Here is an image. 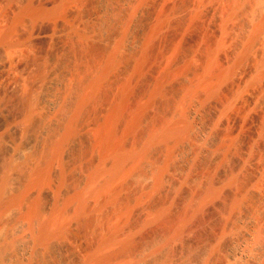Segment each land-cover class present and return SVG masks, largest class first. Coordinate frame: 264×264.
<instances>
[{
	"label": "rangeland",
	"instance_id": "rangeland-1",
	"mask_svg": "<svg viewBox=\"0 0 264 264\" xmlns=\"http://www.w3.org/2000/svg\"><path fill=\"white\" fill-rule=\"evenodd\" d=\"M28 1V2H27ZM43 1V2H42ZM72 1V2H71ZM86 1V2H85ZM107 1V2H106ZM129 1V2H128ZM0 0V106L5 120L18 127L16 136L31 142L41 164L51 172L48 185L25 186L26 168L16 172L11 189L20 188L27 198L40 194L43 203H59L67 210L66 237L55 236L59 259L66 264H248L243 260L264 261V35L251 42V26L264 11V0ZM233 1V2H232ZM239 1V2H238ZM8 2V3H7ZM40 2V3H39ZM17 20L22 9L41 10ZM78 2V3H77ZM84 4H83V3ZM105 2V3H104ZM110 2V3H109ZM17 3V4H16ZM22 3L25 5L23 6ZM30 5H29V4ZM54 3V5L52 4ZM56 3V4H55ZM121 3V4H120ZM126 3V4H125ZM132 3V4H131ZM251 5H250V4ZM255 3V4H254ZM28 4V5H27ZM39 4V5H38ZM59 4V5H58ZM65 4V5H64ZM81 4V5H80ZM94 4V5H93ZM222 4V5H221ZM22 5V6H21ZM43 5V6H42ZM61 5V6H60ZM102 5V7H101ZM108 5V6H107ZM113 5V6H112ZM140 5V6H139ZM143 5V6H142ZM190 5V6H189ZM228 5V6H227ZM233 5V6H232ZM260 5V6H259ZM4 6V7H3ZM37 6V7H35ZM40 6V7H39ZM100 6V7H99ZM138 7L135 9V7ZM183 6V7H182ZM189 6V7H188ZM217 6V7H216ZM250 6L252 8H250ZM257 6V8H256ZM23 7V8H22ZM54 7V8H53ZM108 7V8H107ZM115 7V8H113ZM118 7V8H117ZM145 7V8H144ZM195 7V8H194ZM210 7V8H209ZM213 7V9L211 8ZM224 7V8H223ZM245 7V8H243ZM249 7V8H248ZM254 7V8H253ZM7 8V9H6ZM18 8V9H17ZM105 8V9H104ZM141 8V10H140ZM183 8V9H182ZM200 8V9H199ZM219 8V9H218ZM233 8V9H231ZM241 8V9H240ZM263 8V9H262ZM10 9V10H9ZM54 9V10H53ZM190 9V10H189ZM196 9V10H194ZM199 9V10H198ZM212 11H210V10ZM216 9V10H215ZM230 9V10H228ZM250 9V10H249ZM18 10V11H17ZM21 10V11H20ZM57 10V12H56ZM79 10V11H77ZM111 10V11H110ZM134 10V12H133ZM189 10V11H188ZM192 10V11H191ZM202 10V12H201ZM218 10V11H217ZM226 10V11H224ZM238 10L240 12H238ZM262 10V11H261ZM5 11V12H4ZM12 11V12H11ZM54 11V12H53ZM63 11V12H62ZM67 11V12H66ZM82 11V12H81ZM117 11V12H116ZM122 11V12H121ZM125 13H124V12ZM8 12V13H7ZM102 12V13H101ZM133 12V13H132ZM219 12V13H218ZM259 12V14H258ZM6 13V14H5ZM74 13V14H73ZM80 13V14H79ZM86 13V14H85ZM94 13V14H93ZM127 13V14H126ZM192 15H191V14ZM212 13V14H211ZM222 13V14H221ZM12 14V15H11ZM44 14V15H43ZM50 14V16H49ZM53 14V15H52ZM110 14V15H109ZM116 14V15H115ZM125 14V15H124ZM194 14V15H193ZM221 14V15H219ZM229 16H228V15ZM234 14V15H233ZM56 15V16H55ZM73 15V16H72ZM94 15V16H91ZM124 15V16H123ZM135 15V16H134ZM190 15V16H189ZM225 15V16H224ZM4 16V17H3ZM28 16V17H27ZM32 16V18H31ZM41 16V17H40ZM62 16V17H60ZM67 16V18H66ZM79 16V17H76ZM87 16V17H86ZM98 16V17H97ZM116 16V17H115ZM197 16V17H196ZM250 16V17H249ZM10 17V18H9ZM14 19H12V18ZM57 17V18H56ZM65 17V18H64ZM70 20H69V18ZM192 17V18H191ZM219 17V18H218ZM229 17V19H228ZM231 17V18H230ZM236 17V18H235ZM245 17V18H244ZM247 17V18H246ZM256 17V18H255ZM9 18V19H8ZM44 18V19H43ZM53 18V19H52ZM83 18V19H82ZM85 18V19H84ZM94 18V19H93ZM104 18V19H102ZM118 18V19H117ZM195 18V19H194ZM242 18V19H241ZM252 18V19H251ZM254 18V19H253ZM28 19H31L28 20ZM36 19V20H35ZM60 19V20H59ZM63 19V20H62ZM68 19V20H67ZM87 19V20H86ZM101 19V21H100ZM116 19V20H115ZM163 22H162V20ZM191 19V21H190ZM224 19V20H223ZM236 19V20H235ZM240 19V20H238ZM251 19V21H250ZM2 20V21H1ZM6 20V21H5ZM28 20V22H27ZM34 20V21H33ZM59 20V21H58ZM86 20V21H85ZM105 20V21H104ZM188 22H187V21ZM194 20V21H193ZM217 20V22L215 21ZM228 20V21H227ZM234 22H233V21ZM4 21V22H3ZM10 21V22H9ZM42 21V22H39ZM69 21V23H68ZM72 21V22H71ZM81 21V22H80ZM85 21V22H84ZM90 23H89V22ZM94 21V22H93ZM115 21V22H114ZM118 21V22H117ZM135 21V22H134ZM222 21V22H221ZM13 22V23H12ZM27 22V23H26ZM39 22V23H38ZM62 22V23H60ZM74 22V23H73ZM79 22V23H78ZM84 22V24H83ZM87 22V23H86ZM92 22V23H91ZM117 22V23H116ZM120 22V23H119ZM183 22V23H182ZM220 22V23H219ZM253 22V23H252ZM5 23V24H4ZM15 23V24H14ZM32 23V24H31ZM37 23V24H36ZM60 23V25H59ZM104 23V24H103ZM132 23V24H131ZM188 23V24H187ZM190 23V24H189ZM229 23V24H228ZM231 23H234L230 25ZM236 23V24H235ZM252 23V24H251ZM4 24V26H3ZM21 24H23L21 26ZM99 26H98V25ZM108 26H107V25ZM131 24V25H130ZM159 24L161 28H159ZM224 27H223V25ZM17 25V26H16ZM33 25V26H32ZM35 25V26H34ZM83 25V26H82ZM88 25V26H87ZM95 25V27H94ZM102 25V26H101ZM125 27H124V26ZM134 25V26H133ZM158 25V26H157ZM229 25V26H227ZM242 25V26H241ZM250 25V26H249ZM60 26V27H59ZM62 26V27H61ZM121 26L123 28H121ZM155 26V27H154ZM158 28H157V27ZM218 26V27H217ZM246 26V27H245ZM15 27V28H14ZM17 27V28H16ZM34 27V29H31ZM48 27V28H46ZM71 27V28H70ZM84 27V28H83ZM89 27V28H87ZM127 27V28H126ZM248 27V28H247ZM6 28V29H5ZM9 28V29H8ZM20 28V29H19ZM30 30H29V29ZM58 28V29H57ZM83 28V29H82ZM101 28V29H100ZM107 28V29H106ZM120 28V29H119ZM129 28V29H128ZM152 28V29H151ZM225 28V30H224ZM232 28V29H231ZM5 29V30H4ZM17 29V30H16ZM23 29V30H22ZM40 29V30H39ZM51 29V30H50ZM58 31H57V30ZM75 29V30H74ZM80 29V30H79ZM89 29V30H87ZM94 29V30H93ZM127 36L125 35V31ZM135 29V30H134ZM153 29L157 32L153 33ZM222 29V32H220ZM239 29V30H238ZM245 29V30H244ZM249 29V30H247ZM26 30V31H25ZM35 30V31H34ZM42 30V31H41ZM50 30L45 39H35ZM55 30V31H54ZM67 30V31H66ZM72 30V31H71ZM82 30V31H81ZM93 30V31H92ZM97 30V31H96ZM130 30V31H129ZM152 30V31H151ZM235 30V31H234ZM237 30V31H236ZM7 31V32H6ZM11 31V32H10ZM20 31V32H19ZM30 31V32H28ZM32 31V32H31ZM63 31V32H62ZM75 31V33H74ZM96 31V32H95ZM101 31V32H100ZM129 31V33H128ZM224 31L226 33H224ZM249 31V32H248ZM4 32V34L2 33ZM35 32V33H34ZM88 32V33H87ZM91 32V33H90ZM124 32V34H123ZM152 32V33H151ZM238 32V33H237ZM28 33V34H26ZM67 33V34H65ZM73 33V34H72ZM83 33V34H81ZM104 33V34H103ZM112 33V34H111ZM132 33V34H131ZM150 33V34H149ZM223 33V34H222ZM246 33V34H245ZM34 34V36H33ZM54 34V35H53ZM63 34V35H62ZM69 34V36H67ZM102 34V35H101ZM153 34V35H152ZM245 36H244V35ZM30 35V37H29ZM79 35V36H78ZM99 35V36H98ZM107 35V37H106ZM131 37H130V36ZM145 35V36H144ZM148 35V36H147ZM151 35V36H150ZM232 35V36H231ZM243 35V36H242ZM19 36V38H18ZM32 36V37H31ZM56 36V37H55ZM81 36V37H80ZM86 36V39H85ZM103 36V37H102ZM111 36V37H109ZM119 38H117V37ZM122 36V37H121ZM126 36V37H125ZM231 36V37H230ZM263 36V37H261ZM6 37V38H5ZM13 37V38H12ZM16 37V39H15ZM28 37V38H27ZM35 37V38H34ZM54 37V38H53ZM66 37V38H65ZM74 37V38H73ZM76 37V38H75ZM84 37V38H83ZM89 37V38H88ZM100 37V38H99ZM146 37H150L149 39ZM233 37V39H232ZM4 38V40H3ZM50 40H49V39ZM64 38V39H63ZM102 38V39H101ZM107 38V39H106ZM109 38V39H108ZM231 38V39H229ZM2 39V40H1ZM23 39V40H22ZM33 39V40H32ZM54 39V40H53ZM72 39V40H71ZM89 39V40H88ZM121 39V41H120ZM130 39V40H129ZM145 39V40H144ZM220 39V40H219ZM235 39V41H234ZM18 40V41H17ZM22 40V41H21ZM46 40V41H45ZM75 40V41H74ZM124 40V41H123ZM149 40V41H148ZM217 40V41H216ZM225 40V41H224ZM233 40V41H232ZM250 40V41H249ZM27 41V42H26ZM31 41V42H30ZM49 41V42H47ZM74 41V42H73ZM81 41V42H80ZM86 41V43H85ZM104 41V42H103ZM113 41V42H112ZM123 41V42H122ZM141 41V42H140ZM143 41V42H142ZM224 41V42H223ZM237 41V42H236ZM242 41V42H241ZM256 41V42H255ZM12 42V43H11ZM26 42V44H24ZM79 42V43H78ZM84 42V43H82ZM119 42L121 44H119ZM127 42V43H126ZM144 42L146 44H144ZM212 42V43H211ZM245 42V43H244ZM250 42V43H249ZM77 43V44H76ZM118 43V44H117ZM244 43V44H243ZM250 45H247V44ZM253 43V44H252ZM256 43V44H254ZM4 44V45H3ZM12 44V45H11ZM18 44V45H17ZM59 44V45H58ZM61 44V45H60ZM80 44V45H79ZM83 44V45H82ZM114 44V45H113ZM144 44V45H143ZM220 44V45H219ZM223 44V45H221ZM225 44V45H224ZM235 44V45H234ZM239 44V45H238ZM3 45V46H2ZM7 45V46H6ZM112 45V46H111ZM117 45V46H116ZM238 47H237V46ZM246 45L248 47H246ZM5 46V47H4ZM15 46V48L13 47ZM19 46L21 48H19ZM63 46V47H62ZM108 46V47H107ZM115 46L117 47L115 49ZM120 46V47H119ZM152 46V47H151ZM261 46V48H260ZM9 47V49L7 48ZM111 47V48H110ZM134 47V48H133ZM147 49H146V48ZM252 49H251V48ZM7 48V49H6ZM127 48V49H126ZM177 48V49H176ZM239 48V49H238ZM247 48V49H246ZM257 48V49H256ZM5 49V50H4ZM13 49V50H12ZM17 49V50H16ZM58 49V50H57ZM60 49V50H59ZM107 49V50H106ZM110 49V50H108ZM120 49V50H119ZM176 49V50H175ZM242 49V50H241ZM262 49V50H261ZM10 50V51H9ZM115 52H114V51ZM117 50V51H116ZM125 50V51H124ZM148 50V51H147ZM206 50V51H205ZM212 50V51H211ZM229 52H228V51ZM253 50V51H250ZM16 53H14V52ZM51 51V53H50ZM69 51V52H68ZM111 51V52H110ZM133 53H132V52ZM144 51V53H143ZM261 51V52H260ZM105 52V53H104ZM129 52V53H128ZM209 52V53H208ZM251 52V53H250ZM58 53V54H57ZM60 53V54H59ZM66 53V54H65ZM113 53H115L113 55ZM124 53V54H122ZM140 53V54H139ZM206 53V54H205ZM231 53V54H230ZM233 53V54H232ZM49 54V55H48ZM117 54V55H116ZM122 54V55H121ZM133 54L135 56H133ZM10 55V56H8ZM57 55V56H56ZM113 55V56H112ZM116 55V56H115ZM220 55V56H219ZM230 55V56H229ZM255 55L257 58H255ZM5 58H4V57ZM107 56V57H106ZM111 56V58H110ZM130 56V57H129ZM202 56V57H201ZM216 56V57H215ZM237 56V59H236ZM261 56V57H260ZM10 57V58H9ZM45 57V58H44ZM51 60H50V58ZM73 57V58H72ZM109 57V58H108ZM124 57V58H123ZM201 57V59H200ZM260 57V58H259ZM42 60H39V59ZM55 58V59H54ZM61 60H60V59ZM113 58V60H112ZM137 58V59H136ZM218 58V59H217ZM230 58V59H227ZM248 58V59H247ZM262 58V59H261ZM111 59V60H110ZM141 59V60H140ZM144 59V60H143ZM200 59V60H199ZM209 59V60H208ZM211 59V60H210ZM6 60V61H5ZM12 62H11V61ZM14 60V61H13ZM47 60V61H46ZM53 60V61H52ZM55 60V61H54ZM58 60V61H57ZM60 60V61H59ZM66 60V61H65ZM117 60V62H116ZM123 60V61H122ZM126 60V61H125ZM128 60V61H127ZM136 60V61H135ZM140 60V61H139ZM226 60V63L225 61ZM241 60V61H240ZM250 60V61H249ZM262 60V61H261ZM8 61V62H7ZM20 61V62H19ZM23 61V62H22ZM62 61V62H61ZM66 63H65V62ZM112 61V62H110ZM132 61V62H131ZM176 64H173L175 63ZM182 63L184 62V65ZM206 61V62H205ZM217 61V62H216ZM224 61V62H222ZM235 61V62H234ZM243 61V62H242ZM3 62V63H4ZM17 62V63H16ZM41 62V63H40ZM59 62V63H58ZM102 62V63H101ZM108 62V63H106ZM110 62V63H109ZM136 64H135V63ZM202 62V63H201ZM220 62V63H219ZM241 62V63H240ZM15 63V64H14ZM19 63V64H18ZM22 63V64H21ZM39 63V64H38ZM45 63V64H44ZM65 63V64H64ZM120 63V64H119ZM122 63V64H121ZM124 63V64H123ZM133 63V64H132ZM251 63V64H250ZM59 64V65H58ZM61 64V65H60ZM71 64V65H70ZM76 64V65H75ZM191 64V65H190ZM193 64V65H192ZM202 64V65H201ZM205 64V65H204ZM213 64V65H212ZM218 64V65H217ZM230 64V65H229ZM236 64V65H235ZM249 64V65H248ZM15 65L17 67H15ZM42 65V67H41ZM49 65V66H47ZM53 70H52V66ZM58 65V66H55ZM119 65V66H118ZM127 65V66H126ZM134 65V66H133ZM138 65V66H137ZM201 65V66H200ZM212 65V67H211ZM228 65V66H227ZM241 65V66H240ZM11 66H14L13 68ZM81 66L83 68H81ZM107 66V67H106ZM168 66V67H167ZM172 66V67H171ZM194 67V71L192 69ZM223 66V67H222ZM26 67V68H25ZM46 67H51L46 68ZM57 69H56V68ZM79 67V68H78ZM101 67V69H100ZM110 67V69H109ZM117 67V68H116ZM189 67V68H188ZM229 67V68H227ZM237 67V68H236ZM243 67V68H242ZM9 68V69H8ZM46 68V69H45ZM72 68V69H70ZM77 68V69H76ZM99 68V69H98ZM142 68V69H141ZM144 68V69H143ZM171 68V69H170ZM189 70H188V69ZM224 68V69H223ZM250 68V70H249ZM254 68V69H253ZM10 69L12 71H10ZM22 69V70H21ZM42 71H41V70ZM55 69V70H54ZM61 69V70H60ZM103 69V70H102ZM107 69V70H106ZM130 69V70H128ZM141 69V70H140ZM168 69V70H167ZM184 69V70H183ZM198 69V70H197ZM217 69V70H216ZM223 69V70H222ZM232 69V70H231ZM243 69V70H242ZM263 69V70H262ZM19 70V72L17 71ZM51 70V72L49 71ZM58 71V74L56 72ZM80 70V72H79ZM86 70V71H85ZM100 70V71H99ZM113 70V73H111ZM127 70V71H126ZM182 70V71H181ZM186 70V71H185ZM248 70V71H247ZM10 71V72H9ZM41 71V72H40ZM65 73H64V72ZM76 71V72H75ZM99 71V72H98ZM106 71V73H105ZM116 71V72H115ZM134 71V72H133ZM168 73H167V72ZM197 71V72H196ZM212 71V72H211ZM40 72V73H39ZM63 76H60L62 75ZM79 72V73H78ZM82 72V75H81ZM84 72V73H83ZM128 72V73H127ZM136 72V73H135ZM166 72V73H165ZM172 72V73H170ZM179 72V73H178ZM211 72V73H210ZM226 72V73H225ZM6 73L7 74L6 76ZM46 73V75H45ZM73 73V74H72ZM131 73V74H130ZM141 73H143L141 75ZM163 73V74H162ZM195 73V74H194ZM236 73V74H235ZM34 74V75H33ZM38 74V75H37ZM51 74H54L51 78ZM60 74V75H59ZM65 74V75H64ZM84 74V76H83ZM96 74V77H95ZM111 74V76L109 75ZM137 76H136V75ZM174 76H173V75ZM179 74V75H178ZM224 74V75H223ZM5 75V77H4ZM38 77H37V76ZM82 78H81V76ZM101 75V76H100ZM134 75V76H132ZM166 75V76H165ZM214 75V76H213ZM36 76V78H35ZM48 76V77H47ZM57 76V77H56ZM71 78H70V77ZM75 76V77H74ZM94 76V77H93ZM103 78L101 79V77ZM105 76V77H104ZM127 76V77H126ZM210 76V77H209ZM239 76V77H238ZM44 77V78H43ZM69 79H68V78ZM78 77V78H77ZM84 77V78H83ZM100 77V78H98ZM110 77V78H109ZM126 77V78H125ZM135 77V78H134ZM155 77V78H154ZM166 77V80H165ZM202 77V78H201ZM32 78V80H31ZM42 78V79H41ZM47 78V79H45ZM75 78V79H74ZM89 78V79H88ZM94 78V79H93ZM158 78V79H157ZM161 78V79H160ZM193 78V79H191ZM207 78V79H206ZM223 78V79H222ZM230 78V79H229ZM7 79V80H6ZM41 79V81H40ZM60 79V80H59ZM71 79V80H70ZM83 81H82V80ZM88 79V80H87ZM100 79V81H99ZM105 81H104V80ZM109 79V80H108ZM125 79V80H124ZM136 79V80H135ZM152 79V80H151ZM154 79V80H153ZM170 79V80H169ZM197 79V80H196ZM52 80V81H51ZM66 80V81H64ZM77 80V81H75ZM82 83H81V81ZM127 80V81H126ZM150 80V81H149ZM201 80V81H200ZM218 80V81H217ZM6 81V82H5ZM27 81V82H26ZM57 81V82H54ZM59 81V82H58ZM63 81V82H62ZM74 81V82H72ZM92 81V82H91ZM108 81V83L106 82ZM129 81V82H128ZM133 81V82H132ZM179 81V82H178ZM187 81V82H186ZM190 81V82H189ZM194 81V82H193ZM196 81V82H195ZM34 82V83H33ZM46 82V83H45ZM71 82V84H70ZM98 82V84H97ZM127 82V83H126ZM147 82V83H146ZM149 82V83H148ZM164 84L162 85L161 83ZM176 82V83H175ZM205 82V83H204ZM236 82V83H235ZM240 82V83H239ZM246 82V84H245ZM8 83V84H7ZM15 83V84H14ZM40 83V84H38ZM53 85H52V84ZM88 83L91 85L89 86ZM95 83L98 85L94 86ZM125 83V84H124ZM146 83V85H145ZM159 83V84H158ZM195 83V84H193ZM250 83V84H248ZM261 83V84H260ZM31 84V86H30ZM50 84V85H49ZM66 87H64V85ZM67 84V85H66ZM73 84V86H72ZM94 84V85H92ZM121 84V85H119ZM132 84V85H131ZM151 84V86H150ZM169 84V85H168ZM180 84V85H179ZM191 84V86H190ZM12 85V86H11ZM18 85V86H16ZM22 85V86H21ZM26 85V87H25ZM43 85V86H42ZM45 85V86H44ZM80 85V86H79ZM88 87H87V86ZM128 85V86H127ZM244 85V86H243ZM55 86V87H54ZM72 86V88H71ZM79 86V88L77 87ZM87 88L84 89L83 88ZM94 87L95 90H93ZM155 86V87H154ZM158 86V87H157ZM177 86V87H175ZM198 86V87H197ZM12 87V88H11ZM28 87H32L30 90ZM36 87V88H35ZM52 87V88H49ZM122 87V88H121ZM150 87L152 89H150ZM197 87V88H196ZM212 87V88H210ZM221 87V88H220ZM224 87V88H223ZM261 87V88H260ZM21 88V89H20ZM49 89L46 91V89ZM58 88V89H57ZM69 88V89H68ZM120 88V90H119ZM124 88V89H123ZM130 88V89H129ZM149 88V89H148ZM158 90H157V89ZM164 88V89H163ZM171 88V89H170ZM173 88V89H172ZM179 88V89H178ZM12 89V90H11ZM20 89V90H19ZM26 89V93L24 94ZM52 89V90H50ZM68 89V90H66ZM80 89V90H79ZM129 89V90H128ZM177 89V91H175ZM187 89V90H186ZM189 89V90H188ZM208 89V90H207ZM222 89V90H221ZM224 89V90H223ZM230 89V90H229ZM240 89V90H239ZM251 89V90H250ZM257 91H256V90ZM19 90V91H18ZM65 90V91H64ZM79 90V91H78ZM84 92L82 93V91ZM88 90V91H87ZM91 90V91H90ZM97 90V91H96ZM127 93V94H125ZM132 90V91H131ZM151 90V91H150ZM155 90V91H154ZM162 94H160L161 92ZM194 90V91H193ZM196 90V92H195ZM227 90V91H226ZM242 90V91H241ZM248 90V91H247ZM261 90V92L259 91ZM56 91V92H55ZM58 91V92H57ZM75 91V92H74ZM147 91V92H146ZM171 91V92H170ZM175 91V92H173ZM199 91V92H198ZM222 91V92H221ZM235 91V92H234ZM238 91V92H237ZM240 91V93H239ZM254 91V92H253ZM33 94H31V93ZM44 95H42V93ZM68 92V93H67ZM72 92V93H71ZM153 92V93H152ZM159 92V94H157ZM202 92V93H201ZM232 92V93H231ZM247 92V93H246ZM252 92V93H251ZM263 92V93H262ZM52 95H51V94ZM56 93V94H55ZM60 93V94H59ZM71 93V94H70ZM75 93V94H74ZM88 93V94H87ZM96 93V94H95ZM101 93V94H100ZM122 93H124L122 95ZM145 93V94H144ZM165 93V94H164ZM167 93V95H166ZM190 93V95H189ZM215 93V94H214ZM220 93V95H219ZM236 93V95H235ZM238 93V94H237ZM251 93V94H250ZM258 93V94H257ZM29 94V95H28ZM53 108L43 104V96ZM54 94V96H53ZM58 94V95H57ZM64 94V95H63ZM82 94V95H81ZM86 94V95H85ZM93 94V95H92ZM119 94V95H118ZM143 94V95H142ZM151 94V95H150ZM164 94V95H163ZM170 94V95H169ZM198 94V95H197ZM256 94V95H254ZM261 94V95H260ZM36 95V96H35ZM42 97H41V96ZM51 95V96H50ZM56 95V96H55ZM72 95V96H71ZM153 95V96H152ZM188 95V96H187ZM211 95V96H209ZM222 95V96H221ZM243 95V96H242ZM23 96V97H22ZM30 96V97H28ZM38 96V97H37ZM94 96V97H93ZM145 96V97H144ZM162 96V97H161ZM218 96V97H217ZM258 99H257V97ZM33 97V98H32ZM68 100H67V98ZM88 97V98H87ZM141 97V100L140 98ZM145 99H144V98ZM153 97V98H151ZM160 97V98H158ZM176 97V98H175ZM181 97V98H180ZM213 97V99H212ZM249 99L247 100L246 99ZM38 98V99H37ZM40 98V100H39ZM51 98V99H50ZM57 100H56V99ZM61 98V99H60ZM72 98V99H71ZM75 98V99H74ZM77 98V99H76ZM87 98V99H85ZM90 98V99H89ZM98 98V99H94ZM101 98V99H100ZM124 98V99H123ZM150 98V99H148ZM154 98H158L157 100ZM164 98V99H162ZM199 98V99H198ZM201 98V99H200ZM205 98V100H204ZM215 98V99H214ZM253 98V99H252ZM262 98V99H261ZM3 99V100H2ZM34 99V100H32ZM54 99V100H53ZM71 99V100H70ZM80 99V101H79ZM100 99V100H99ZM114 99V100H113ZM148 99V100H147ZM153 100L151 103L150 100ZM161 99V100H159ZM181 99V100H180ZM231 99V100H230ZM235 99V100H234ZM255 99V100H254ZM257 99V100H256ZM27 100V101H26ZM52 100V101H51ZM77 100V101H76ZM83 100V101H82ZM93 102H92V101ZM116 100V101H115ZM147 100V101H143ZM170 102H169V101ZM180 100V101H178ZM242 102H241V101ZM32 101V102H31ZM35 103H34V102ZM40 101V102H38ZM65 104H63V102ZM97 101V102H96ZM114 103H113V102ZM122 101V102H121ZM129 101V102H128ZM163 101V102H162ZM202 101V102H201ZM226 101V102H225ZM236 101V102H235ZM263 101V104H262ZM42 102V103H41ZM73 102V103H72ZM89 102V104H88ZM91 102V103H90ZM138 102V103H137ZM183 102V103H182ZM38 103V104H37ZM68 103V104H66ZM81 103V104H80ZM111 103V104H110ZM120 103V104H118ZM138 105H136V104ZM140 103V104H139ZM162 103V104H161ZM228 105H227V104ZM246 103V104H245ZM254 103V104H253ZM70 104V105H69ZM84 104L86 106H84ZM116 104V105H115ZM125 104V105H124ZM158 104V106H157ZM167 104V105H166ZM177 104V105H176ZM185 104V105H184ZM188 104V105H187ZM208 104V106H206ZM218 104V106H217ZM223 104V105H222ZM225 104V105H224ZM234 104V105H233ZM241 104V105H240ZM257 104V105H256ZM25 105V107H24ZM43 105V106H42ZM63 105V106H62ZM69 105V106H68ZM121 105V108H120ZM123 105V106H122ZM128 105V106H127ZM160 105V107H159ZM171 105V106H170ZM181 105V106H180ZM249 105V106H248ZM7 106V107H6ZM33 109L34 121L22 120ZM42 106V107H41ZM78 106V107H77ZM89 106V108L87 107ZM109 106V107H108ZM119 106V107H118ZM127 106V107H126ZM157 106V107H155ZM183 106V107H182ZM186 106V107H185ZM198 106V107H197ZM210 106V108H208ZM239 106V107H238ZM244 106V107H243ZM252 106V107H251ZM260 106V107H259ZM262 106V107H261ZM23 107L25 110H23ZM37 107V108H36ZM58 107V108H57ZM61 107V108H60ZM76 107V109H75ZM84 107V108H83ZM117 107L118 109L114 108ZM125 107V108H124ZM137 107V108H136ZM159 107V108H158ZM165 107V109H164ZM173 107V108H172ZM188 107V108H187ZM190 107V109H189ZM196 107V108H195ZM206 107V108H205ZM213 107V108H211ZM238 107V108H237ZM47 108V109H46ZM112 108V109H111ZM124 110H123V109ZM132 108V109H131ZM136 108V109H135ZM140 108V109H139ZM145 108V109H144ZM148 108V109H147ZM155 108V109H154ZM162 108V109H161ZM257 108V109H256ZM27 109V110H26ZM46 109V110H45ZM79 109V110H78ZM92 109V111H90ZM110 109V110H109ZM131 109V111H130ZM144 109V111L142 110ZM148 111H147V110ZM157 109V111H156ZM208 109V110H207ZM210 109V110H209ZM218 109V111H217ZM223 109V110H222ZM232 109V110H231ZM242 109V110H241ZM23 110V111H22ZM60 110V111H59ZM75 110V111H74ZM81 110V111H80ZM120 110H123L120 112ZM136 110V111H135ZM138 110V111H137ZM146 110V111H145ZM165 110V111H164ZM174 110V111H173ZM194 113L192 114V112ZM198 110V111H197ZM216 112H215V111ZM250 110V111H249ZM30 110H28L29 112ZM57 115H56V113ZM87 111V112H86ZM114 111V112H113ZM143 111V112H141ZM152 111V112H151ZM205 111V112H204ZM85 112V113H84ZM94 112V113H93ZM137 112V113H136ZM140 112V113H139ZM151 114H150V113ZM165 114H164V113ZM177 112V113H176ZM183 112V113H182ZM191 112V113H190ZM222 112V113H220ZM231 112V113H229ZM86 115V116H84ZM89 113V114H88ZM109 113V114H108ZM129 113V114H128ZM132 113V114H131ZM140 115H139V114ZM143 113V114H141ZM160 113V114H159ZM168 113V114H167ZM182 113V114H181ZM228 113V114H227ZM253 113V114H252ZM262 113V114H261ZM23 114V115H22ZM29 113H27L28 115ZM44 114V115H43ZM50 116H49V115ZM56 118H54V115ZM61 114V115H60ZM94 114V115H93ZM97 114V115H96ZM112 114V115H111ZM135 114V116H134ZM173 114V115H172ZM178 114V115H177ZM199 114V115H198ZM215 114V115H214ZM243 114V115H242ZM251 114V115H250ZM258 114V115H257ZM32 115V116H33ZM52 115V116H51ZM59 115V116H58ZM92 115V116H90ZM130 117H128V116ZM163 115V116H162ZM172 115V116H170ZM194 115V117L192 116ZM203 115V116H202ZM231 115V116H230ZM240 115V116H239ZM24 115L23 117H25ZM66 118H65V117ZM70 116V117H69ZM78 116V117H77ZM82 116V118H81ZM89 116V117H88ZM113 116V117H112ZM138 116V117H137ZM160 116V117H159ZM192 116V117H191ZM196 116V117H195ZM245 116V117H244ZM260 116V117H258ZM16 117V118H15ZM18 117V119H17ZM59 117V118H58ZM96 117V119H95ZM117 117V119H116ZM121 117V118H120ZM128 117V119H127ZM145 117V118H144ZM150 117V118H149ZM159 117V118H158ZM184 117V118H183ZM15 118V120H14ZM36 118V119H35ZM38 118V119H37ZM62 118V119H61ZM64 118V119H63ZM102 118V119H101ZM105 118V119H104ZM126 118V119H125ZM131 118H134L131 120ZM138 118V119H137ZM173 118V119H172ZM175 118V119H174ZM203 120H202V119ZM234 118V119H233ZM237 118V119H236ZM241 118V119H240ZM22 120L21 122L19 121ZM46 119V121H45ZM82 119V120H81ZM113 119V120H111ZM141 119V120H140ZM145 119V120H143ZM150 119V120H149ZM172 122H170L169 120ZM197 119V120H196ZM223 119V120H222ZM225 119V120H224ZM263 119V120H262ZM49 120V121H48ZM59 120V121H58ZM84 120V121H83ZM101 120V121H99ZM103 120V121H102ZM111 120V121H110ZM127 120V121H126ZM130 120V121H129ZM163 120V121H160ZM181 120V121H180ZM185 120V122L183 121ZM206 120V121H205ZM231 120V121H230ZM258 120V121H257ZM262 120V122H261ZM41 121V122H40ZM54 121V122H53ZM84 123H81V122ZM97 121V122H96ZM108 121V122H107ZM113 121V122H112ZM136 121V122H135ZM144 121V123H143ZM157 121V122H156ZM177 121V122H176ZM195 121V122H194ZM200 121V122H199ZM211 121V122H209ZM233 121V122H232ZM243 121V122H242ZM247 121V122H246ZM260 121V122H259ZM31 122V121H30ZM43 122V124H42ZM48 122V123H47ZM60 122V124H59ZM67 122V124L65 123ZM87 122V123H86ZM89 122V123H88ZM91 122V123H90ZM94 122V123H93ZM104 122V123H103ZM106 122V123H105ZM133 122L136 125L133 126ZM154 122V123H153ZM161 122V123H160ZM179 123L187 133L181 142L157 141L148 146L149 157L141 166L127 159L124 168L134 173L119 174L109 181L107 170L114 167L115 149L124 153H140L148 145L150 135L163 133ZM184 122V123H183ZM188 122V123H187ZM203 122V123H202ZM64 123V124H63ZM74 123V124H73ZM86 123V125H85ZM93 123V124H92ZM99 123V124H98ZM110 123V124H109ZM116 123V124H115ZM121 123V124H120ZM125 123V124H124ZM134 123V124H135ZM138 123V124H137ZM141 123V124H140ZM146 123V124H145ZM152 123V124H151ZM158 123V124H157ZM182 123V124H181ZM200 123V124H199ZM212 123V125H211ZM225 123V124H224ZM231 123V124H230ZM236 123V124H235ZM241 123V124H240ZM260 123L262 125H260ZM0 124V126H1ZM17 124V125H16ZM27 126H26V125ZM35 126H34V125ZM57 124V125H56ZM76 124V125H75ZM89 124L91 126L89 127ZM98 124V125H96ZM168 124V126H167ZM174 124V125H173ZM187 126H186V125ZM194 126H193V125ZM203 126H202V125ZM208 124V125H207ZM222 124V125H220ZM41 125V127H40ZM46 126V128L44 127ZM51 125V127H50ZM78 125V126H77ZM94 125V126H93ZM132 125V126H130ZM140 125V126H138ZM190 125V126H189ZM207 125V126H206ZM231 125V126H230ZM237 125V126H236ZM246 125V126H245ZM34 126V127H33ZM53 126V127H52ZM56 126V127H55ZM73 129L71 138L65 137ZM84 126V127H83ZM99 126V127H98ZM105 126V129L102 128ZM130 126V127H128ZM138 126V127H137ZM163 126V127H162ZM166 126V127H165ZM184 126V128H183ZM186 126V127H185ZM240 126V127H239ZM263 126V127H262ZM43 127V128H42ZM83 127V128H82ZM97 129H96V128ZM110 127V128H109ZM113 127V128H112ZM126 127V128H125ZM147 127V128H146ZM153 127V129H152ZM206 127V128H205ZM229 127V128H228ZM234 127V128H233ZM26 128V129H25ZM40 128V129H39ZM45 128V129H44ZM49 130H48V129ZM59 128V129H58ZM64 128V129H63ZM89 128V129H87ZM95 128V129H94ZM121 128V129H120ZM129 128V129H127ZM133 128V130H132ZM209 128V129H208ZM220 128V129H218ZM233 128V129H232ZM236 128V129H235ZM239 128V129H238ZM258 128V129H257ZM261 128V130H259ZM24 129V130H23ZM47 129V130H46ZM51 129V130H50ZM53 129V132H52ZM57 129V130H56ZM67 129V130H66ZM87 129V130H85ZM124 129V130H123ZM139 129V131H138ZM158 129V130H156ZM161 129V130H160ZM178 129V128H177ZM196 129V130H194ZM207 132H206V130ZM229 129V130H228ZM20 130V131H19ZM27 130V131H25ZM36 130V131H35ZM40 130V132H39ZM59 130V131H58ZM64 130V131H63ZM108 132H107V131ZM112 130V131H111ZM154 130V131H153ZM193 130V131H192ZM216 130V131H215ZM224 130V131H223ZM239 130V131H238ZM28 133L25 135V133ZM44 131V132H43ZM114 131V132H113ZM133 131V132H132ZM151 131V132H150ZM163 131V132H160ZM201 135H200V132ZM215 131V133H214ZM218 131V132H217ZM231 131V132H228ZM233 131V132H232ZM235 131V132H234ZM257 131V132H256ZM35 132V133H34ZM52 132V133H51ZM61 132V133H60ZM64 132V133H63ZM122 132V135H121ZM124 132V133H123ZM133 133V135L131 133ZM156 132V133H155ZM191 134H190V133ZM203 132V133H202ZM223 132V133H222ZM261 132V133H260ZM25 136H22V134ZM46 133V134H45ZM49 133V134H48ZM58 133V134H57ZM77 133V134H76ZM79 133V134H78ZM81 133V134H80ZM137 133V134H136ZM152 133V134H151ZM225 133V134H224ZM263 133V134H262ZM55 134V136H54ZM57 134V135H56ZM62 134V135H61ZM98 134V135H97ZM116 136V137H114ZM128 134V135H127ZM149 134V135H148ZM261 134V135H260ZM45 135V136H44ZM67 135V134H66ZM77 135V136H76ZM80 135V136H79ZM96 135V136H95ZM100 135V136H99ZM125 135V136H124ZM143 137H142V136ZM189 135V136H188ZM207 135V136H206ZM211 135V136H210ZM260 135V136H259ZM34 136V137H33ZM60 136V137H57ZM99 136V137H97ZM104 136V137H103ZM137 136V137H136ZM141 136V137H140ZM145 136H148L147 138ZM201 136V137H200ZM205 136V137H203ZM210 136V137H209ZM233 136V137H232ZM259 136V137H258ZM29 137V138H28ZM48 137V139H47ZM65 137V139H64ZM74 137V138H73ZM86 137V138H85ZM110 137V138H109ZM113 137V139H112ZM123 137V138H122ZM228 137V138H227ZM53 138V139H52ZM62 138V139H61ZM78 138V139H77ZM108 138V139H107ZM122 138V139H120ZM146 138V139H144ZM198 138V139H197ZM257 138V139H256ZM42 139V140H41ZM45 142H43L44 140ZM52 139V140H51ZM64 139V140H63ZM80 139V140H79ZM86 139V140H85ZM88 139V140H87ZM94 139V140H93ZM104 141H103V140ZM132 139V141L130 140ZM139 139V140H138ZM148 139V140H147ZM194 139V140H193ZM210 139V140H209ZM213 139V140H212ZM220 139V140H219ZM36 140V141H35ZM51 140V141H50ZM74 140V141H73ZM77 142H76V141ZM92 140V141H90ZM97 140V141H96ZM144 140V141H143ZM186 140V141H185ZM202 140V141H201ZM237 140V142H236ZM255 140V141H254ZM38 141V142H37ZM42 141V142H41ZM56 141V143L54 142ZM73 141V142H72ZM185 141V142H184ZM250 141V142H249ZM258 141V142H257ZM261 141V142H260ZM49 145L48 146V143ZM51 142V143H50ZM71 142V143H69ZM93 142V143H92ZM100 142V143H99ZM105 142V143H103ZM121 142V143H120ZM130 142H133L130 143ZM187 142V143H186ZM208 142V143H207ZM215 142V143H214ZM225 142V143H224ZM255 142V143H253ZM35 143V144H34ZM41 143V144H40ZM44 143V144H43ZM59 143L61 153L56 161L53 147ZM67 143V144H66ZM125 143V145L123 144ZM136 143V144H135ZM141 143V145L139 144ZM146 145H145V144ZM215 145H214V144ZM224 143V144H223ZM239 143V145H238ZM251 143V144H250ZM55 144V145H53ZM70 144V145H69ZM77 144V145H74ZM87 144V145H85ZM115 144V145H114ZM118 144V145H117ZM131 144V147H130ZM156 144V145H155ZM161 144V145H160ZM164 144V145H163ZM250 144V145H249ZM257 144V145H256ZM263 144V145H262ZM0 141V171L8 152ZM34 147H33V146ZM39 145V146H38ZM42 145V147H41ZM51 152L45 151V147ZM53 145V146H52ZM66 145H68L66 147ZM89 145V146H88ZM102 145V146H101ZM108 145V147H107ZM110 145V146H109ZM122 145V147H121ZM135 145V146H134ZM138 147H137V146ZM154 147H153V146ZM186 145V146H185ZM212 145V147H211ZM66 148H65V147ZM70 146V147H69ZM74 146V147H73ZM86 146V147H85ZM97 146V147H95ZM105 146V147H104ZM126 148H123L125 147ZM128 146V147H127ZM164 146V147H163ZM173 146V147H172ZM192 146V147H191ZM227 146V147H226ZM242 146V147H241ZM244 146H246L244 148ZM259 146V147H258ZM42 149H41V148ZM49 147V148H48ZM80 147V148H79ZM84 147V148H83ZM99 147V148H98ZM104 147V148H103ZM110 147V149H109ZM114 147V148H112ZM137 147V148H136ZM141 147V148H140ZM183 147V148H182ZM188 147V148H187ZM210 147V148H209ZM240 147V148H239ZM257 147V148H256ZM262 147V148H261ZM35 148V149H34ZM86 148V149H85ZM88 148V149H87ZM90 148V149H89ZM101 148V149H100ZM108 148V149H107ZM130 148V149H129ZM156 150H154V149ZM178 148V149H176ZM190 148V149H189ZM204 148V150H203ZM208 148V149H207ZM221 148V149H220ZM2 149V150H1ZM32 149V150H31ZM82 149V150H81ZM93 149V150H92ZM96 149V150H95ZM103 149V150H102ZM113 149V150H112ZM132 149V151H131ZM175 149V152L174 150ZM180 149V150H179ZM185 149V151H184ZM196 149V150H195ZM199 149V150H198ZM250 149V150H248ZM258 149V151H257ZM41 152H40V151ZM66 150V151H65ZM86 150V151H85ZM107 150V151H106ZM179 150V151H178ZM240 150V151H239ZM260 150V151H259ZM38 151V152H37ZM83 151H85L83 153ZM98 151V152H97ZM102 151V152H101ZM114 151V153H113ZM151 151H154L153 153ZM157 151V152H156ZM167 151V152H166ZM170 153H169V152ZM183 151L181 156V152ZM193 151V152H192ZM197 151V152H196ZM234 151V152H233ZM242 151V152H241ZM244 151H246L244 153ZM249 151V152H248ZM68 152V153H67ZM73 152V153H72ZM77 152V153H76ZM81 152V153H80ZM101 152V153H100ZM107 152V153H106ZM157 154H156V153ZM159 152V153H158ZM177 152V153H176ZM180 152V153H179ZM187 152V153H186ZM190 152V153H189ZM210 152V153H209ZM219 152V153H218ZM227 152V154H226ZM241 152V153H240ZM40 153V154H39ZM63 153V154H62ZM67 153V154H66ZM94 153V154H93ZM165 153V155H164ZM168 153V155H167ZM176 153V154H175ZM207 153V154H206ZM255 153V154H254ZM259 155H258V154ZM261 153V154H260ZM74 154V155H73ZM82 154V155H81ZM89 154V155H88ZM92 156H91V155ZM101 154V156H100ZM115 154V155H114ZM150 154V155H149ZM159 154V155H158ZM174 154V155H173ZM180 154V155H179ZM204 154V155H203ZM221 154V155H220ZM232 154V155H231ZM242 154V155H241ZM244 154V155H243ZM7 155V156H6ZM45 155V157H43ZM48 155V156H47ZM65 155V157L63 156ZM72 155V156H71ZM76 155V157H75ZM105 155V156H104ZM107 155V156H106ZM227 155V156H226ZM230 155V156H229ZM62 156V157H61ZM67 156V157H66ZM111 156V157H110ZM153 156V157H152ZM169 156V157H167ZM178 156V157H177ZM197 156V157H196ZM202 156V157H201ZM207 156V157H206ZM210 156V157H209ZM251 156V157H250ZM253 156V157H252ZM263 156V157H262ZM61 157V158H60ZM85 157V158H84ZM99 157V159H98ZM162 157V159H161ZM171 157V158H170ZM179 159H177V158ZM184 157V158H183ZM223 157V158H221ZM248 157V158H247ZM259 157V158H258ZM261 157V158H260ZM45 158V159H44ZM70 158V159H69ZM76 158V159H75ZM101 158V159H100ZM104 158V159H102ZM110 158V159H109ZM153 158V159H152ZM169 158V159H168ZM176 158V159H175ZM190 158V159H188ZM192 158V160H191ZM199 158V159H198ZM206 158V159H205ZM208 158V159H207ZM214 158V159H213ZM231 158V159H230ZM234 158V159H233ZM257 158V159H256ZM6 159V160H5ZM70 161H68V160ZM142 159V158H141ZM167 161H166V160ZM184 159V160H183ZM238 159V160H237ZM256 159V160H255ZM3 160H5L3 162ZM63 160V162H62ZM81 160V161H80ZM83 160V161H82ZM96 160V161H95ZM153 160V161H152ZM155 160V161H154ZM159 160V161H158ZM179 160V161H177ZM187 160V161H186ZM211 160V161H210ZM214 160V161H213ZM216 160V161H215ZM233 160V161H232ZM254 160V161H253ZM258 160V161H257ZM260 160V161H259ZM51 161V162H50ZM53 161V163H52ZM59 161V162H58ZM66 161V162H65ZM74 161V162H73ZM78 161V162H77ZM100 161V162H99ZM103 161V162H102ZM106 161V162H105ZM146 161V162H145ZM165 161V162H164ZM189 161V162H188ZM208 161V162H207ZM224 164H223V162ZM251 161V162H250ZM253 161V162H252ZM257 161V162H256ZM58 162V164H57ZM82 162V163H81ZM133 162V163H132ZM137 162V163H138ZM157 162V163H156ZM161 166H160V164ZM167 162V163H166ZM191 162V163H190ZM199 164H198V163ZM206 162V163H205ZM211 162V163H210ZM234 162V163H233ZM250 162V163H249ZM50 163L53 165H50ZM64 163V165H63ZM68 163V164H67ZM72 163V165L70 164ZM81 163V164H80ZM91 163V164H89ZM97 163V164H96ZM102 165H101V164ZM104 163V164H103ZM107 163V164H106ZM112 163V164H111ZM129 163V164H128ZM136 163V162H135ZM187 163V164H186ZM202 163V164H201ZM79 164L81 166H79ZM83 164V165H82ZM93 164V165H92ZM128 164V165H127ZM138 164V165H140ZM193 164V165H192ZM198 164V165H197ZM207 164V165H205ZM259 164V165H258ZM50 165V166H48ZM56 165V166H55ZM104 165V166H103ZM111 165V166H110ZM113 165V166H112ZM126 165L128 167H126ZM135 165V166H134ZM152 165V166H151ZM156 165V166H155ZM181 165V166H180ZM184 165V166H183ZM195 165V166H194ZM202 165V166H201ZM212 165V166H211ZM228 165V166H227ZM59 166V168H58ZM62 166V168H61ZM71 166V168H70ZM74 166V167H73ZM77 166V167H76ZM92 166V167H91ZM101 166V167H100ZM167 166V167H166ZM170 166V167H169ZM186 166V167H185ZM221 166V167H219ZM240 166V167H239ZM258 166V167H257ZM261 166V167H260ZM76 167V168H75ZM84 167V168H83ZM97 167V168H95ZM140 167V168H139ZM143 167V168H142ZM150 169H149V168ZM158 169H156V168ZM205 167V168H204ZM244 167V168H243ZM69 168V169H68ZM74 168V169H73ZM94 168V169H93ZM102 170H101V169ZM145 168V169H144ZM152 168V170H151ZM162 168V169H161ZM165 170H164V169ZM171 168V169H170ZM177 168V169H176ZM223 168V169H222ZM254 168V169H250ZM91 169V170H90ZM96 169V170H95ZM98 169L102 172L96 174ZM107 169V170H106ZM140 169V170H139ZM142 169V170H141ZM156 169V170H155ZM175 169V170H174ZM182 169V170H180ZM215 169V170H213ZM222 169V170H221ZM237 169V170H236ZM241 169V170H240ZM246 169V170H245ZM256 169V170H255ZM263 169V170H262ZM55 170V171H54ZM89 172H88V171ZM105 172H104V171ZM144 170V171H143ZM155 170V171H154ZM193 170V171H192ZM195 170V171H194ZM197 170V172H196ZM22 171V172H21ZM26 171V172H25ZM62 171V172H61ZM65 171L67 174H65ZM78 171V172H77ZM96 171V173H95ZM141 171V172H140ZM148 171V175H147ZM185 171V172H184ZM187 171V172H186ZM201 171V174H200ZM218 171V172H217ZM247 171V172H246ZM255 171V172H254ZM74 172V173H73ZM97 177L94 180L93 174ZM131 172V171H125ZM150 172V173H149ZM162 175L160 183L156 176ZM180 172V173H178ZM196 172V173H195ZM203 172V173H202ZM222 172V173H221ZM225 172V173H224ZM238 172V173H237ZM24 173V174H23ZM58 173V174H57ZM69 173V174H68ZM77 176H76V174ZM152 173V174H151ZM159 173V174H158ZM169 173V174H168ZM176 173V174H175ZM184 173V174H183ZM198 177H196L195 175ZM209 173V174H208ZM220 173V174H219ZM23 174V175H21ZM61 174V175H59ZM81 174V175H80ZM88 174V175H87ZM132 174L137 177L135 178ZM143 174V175H142ZM154 174V175H153ZM174 174V175H173ZM218 174V175H217ZM27 175V176H26ZM70 175V176H69ZM125 177H124V176ZM127 175V177H126ZM149 178H147L146 177ZM170 175V176H169ZM221 175V176H220ZM225 175V176H224ZM18 176V177H17ZM19 176L21 178H19ZM23 176V177H22ZM59 178L57 179L56 178ZM75 176V177H74ZM81 176V177H80ZM90 176V178H89ZM93 176V177H92ZM131 176V177H130ZM155 176V177H154ZM173 176V177H172ZM178 176V177H177ZM183 178H182V177ZM201 176V177H200ZM203 176V177H202ZM209 176V177H208ZM229 176V177H228ZM241 176V177H240ZM245 176V177H244ZM248 176V178H247ZM252 176V177H251ZM55 177V179H54ZM71 177V178H70ZM142 180H141V178ZM168 177V178H167ZM172 177V178H171ZM218 179H217V178ZM70 178V179H69ZM75 178H78L75 179ZM79 178L81 179L79 182ZM83 178V179H82ZM86 178L89 180H86ZM132 180H131V179ZM154 178V179H153ZM186 180H185V179ZM212 178V179H211ZM242 178V179H241ZM247 178V179H246ZM103 179V180H102ZM105 179V180H104ZM120 179V180H119ZM127 179V180H126ZM137 179V180H136ZM168 179V180H167ZM177 179V180H175ZM188 179V180H187ZM191 179V180H190ZM198 179V180H197ZM210 179V181H209ZM216 179V181H215ZM240 179V180H239ZM251 179H254L251 180ZM17 180V181H16ZM25 180V181H24ZM58 182H56V181ZM62 180V181H61ZM77 180V181H75ZM102 180V181H100ZM124 180V181H123ZM203 180V181H202ZM206 180V181H204ZM208 180V181H207ZM231 180V181H230ZM257 180V181H256ZM261 180V181H260ZM86 181V182H85ZM106 181V182H105ZM118 181V182H117ZM141 181V182H140ZM149 183H147V182ZM166 181V183H165ZM170 181V182H169ZM178 183H177V182ZM185 181V182H184ZM202 181V182H201ZM223 181V182H222ZM242 181V182H241ZM243 181H246L245 183ZM16 184H15V183ZM19 182V183H17ZM24 184H23V183ZM61 182V183H60ZM63 182V183H62ZM79 182V183H78ZM88 182V183H87ZM115 182V183H114ZM122 182V184L120 183ZM125 182V183H124ZM136 182V185H135ZM180 182V183H179ZM183 182V184H182ZM189 182V183H188ZM196 182V183H195ZM220 182V183H218ZM240 182V183H239ZM260 182V183H259ZM53 185H52V184ZM94 183V184H93ZM96 183V184H95ZM106 183V184H105ZM124 183V184H123ZM130 183V184H129ZM173 183V184H172ZM231 183V186H230ZM18 184V185H17ZM81 184V185H80ZM86 184V185H85ZM101 184V185H100ZM112 184V185H111ZM143 184V185H142ZM145 184V186H144ZM161 184V185H160ZM238 184V185H236ZM247 184V185H246ZM260 184V185H259ZM14 185V186H13ZM57 185V186H56ZM61 185V186H60ZM64 185V186H63ZM85 185V186H84ZM90 185V186H89ZM96 185V186H95ZM135 185V187H134ZM142 185V186H141ZM149 185V186H148ZM176 185V186H175ZM199 185H203L202 187ZM241 185V186H240ZM251 185V186H249ZM54 186V187H53ZM95 186V187H94ZM108 186V187H107ZM117 186V187H116ZM139 186V187H138ZM149 188H148V187ZM160 186V187H159ZM165 186V187H164ZM174 186V187H173ZM197 186V187H196ZM206 186V187H205ZM221 186V187H220ZM249 186V187H248ZM22 187V188H21ZM35 187V188H34ZM60 187V188H59ZM83 187V188H82ZM92 187V188H89ZM94 187V188H93ZM101 187V188H100ZM103 187V188H102ZM119 187V188H118ZM127 189H126V188ZM146 187V189H145ZM169 189H168V188ZM177 189H176V188ZM185 187V188H184ZM214 187V188H213ZM234 187V188H233ZM244 187V188H243ZM253 187V188H252ZM263 187V188H262ZM18 188V189H19ZM53 188V189H52ZM85 188V191L82 190ZM88 188V189H87ZM100 188V189H97ZM106 188V189H105ZM123 188V189H122ZM129 188V189H128ZM151 188V189H150ZM166 188V189H164ZM197 188V189H196ZM26 189V190H25ZM37 189V190H36ZM44 189V190H42ZM102 189V191H101ZM111 189L113 191H111ZM115 189V190H114ZM119 189V190H118ZM132 189V191H131ZM149 191H148V190ZM161 189L162 192H161ZM172 189V190H171ZM176 189V190H175ZM182 191L180 192V190ZM243 189V191H242ZM245 189V190H244ZM25 190V191H24ZM32 190V191H31ZM39 190V191H38ZM74 190V191H73ZM106 190V191H105ZM123 190V191H122ZM133 190H135L133 192ZM142 190V191H141ZM157 190V191H156ZM159 190V191H158ZM168 190V191H167ZM230 190V191H229ZM232 190V191H231ZM251 190V193L250 191ZM262 192H261V191ZM36 191V192H35ZM49 191V192H47ZM51 191V192H50ZM58 191V192H57ZM62 191V192H61ZM70 191V192H69ZM87 191V192H86ZM91 191V192H90ZM104 191V192H103ZM123 192V193H120ZM166 191V192H165ZM178 191V192H177ZM187 191V192H186ZM193 191L195 193H193ZM204 191V192H202ZM242 191V192H241ZM255 191V192H254ZM258 191V192H257ZM260 191V192H259ZM43 192V193H42ZM82 192V193H81ZM101 193V194H98ZM103 192V193H102ZM106 192V193H105ZM132 192L134 194H132ZM155 192V193H154ZM159 192H161L159 194ZM171 192V193H168ZM211 194H210V193ZM226 192V193H224ZM229 192V193H228ZM237 192V194H235ZM257 192V193H256ZM30 193L32 195L30 196ZM46 193L51 194L47 200ZM93 193V194H92ZM96 193V194H94ZM114 193V194H113ZM120 193V194H119ZM126 193V194H125ZM128 193V194H127ZM131 193V194H130ZM137 193V194H136ZM150 195H149V194ZM177 193V194H176ZM189 193V194H187ZM202 193V194H201ZM245 193V194H244ZM64 194V195H63ZM68 194V195H67ZM71 194V196H69ZM104 194V195H103ZM107 194V195H105ZM111 194V195H110ZM119 194V195H118ZM153 194V195H152ZM164 194V197H163ZM168 194V195H166ZM174 194V195H173ZM187 194V195H186ZM230 194V195H229ZM235 194V195H234ZM241 194V195H240ZM243 194V195H242ZM248 194V195H247ZM259 194V195H258ZM262 194V195H260ZM57 195V196H56ZM83 198V201L79 200ZM89 195V196H88ZM96 195V196H95ZM117 195V197H116ZM123 195V196H121ZM131 195V196H130ZM190 197H189V196ZM40 196V197H41ZM93 196V197H92ZM95 196V200L93 199ZM112 196V199L109 197ZM148 196V197H146ZM151 196V197H149ZM163 198H162V197ZM203 198H202V197ZM216 196V197H213ZM224 196V197H223ZM258 198H257V197ZM89 197V199H88ZM91 197V198H90ZM98 199H97V198ZM101 197V198H100ZM104 197V198H103ZM114 197V198H113ZM126 197V198H125ZM141 197V198H140ZM145 197V198H144ZM153 197V198H152ZM159 197V198H157ZM169 197V198H168ZM180 197V198H179ZM194 197V198H193ZM196 197V198H195ZM219 197V198H218ZM228 199H226V198ZM57 198V199H56ZM59 198V201H58ZM63 198V199H62ZM78 198V199H77ZM86 198V199H85ZM110 200H108V199ZM140 198V199H138ZM150 198V199H149ZM152 198V199H151ZM176 198V199H175ZM201 200H200V199ZM224 198V199H223ZM246 198V199H245ZM251 198V199H250ZM263 198V199H262ZM56 199V200H55ZM75 199L74 201H72ZM88 199V200H87ZM132 199V200H131ZM144 199V200H143ZM155 199V200H154ZM164 199V200H163ZM195 201H194V200ZM223 199V200H222ZM234 199V201H232ZM242 199V201H241ZM53 200V201H52ZM61 200V201H60ZM68 200V201H67ZM78 200V201H77ZM106 200V201H105ZM116 200V201H115ZM118 200L120 202H118ZM129 200V201H125ZM154 200V201H153ZM158 200V201H157ZM160 200V201H159ZM177 200V201H176ZM190 200V201H189ZM240 200V202H239ZM244 200V201H243ZM260 200V201H259ZM81 201V202H79ZM85 201V202H84ZM107 201H109L107 203ZM125 201V203L123 202ZM150 201V202H149ZM166 201V202H164ZM169 201V202H168ZM181 201V202H180ZM224 201V202H223ZM246 201V202H245ZM258 201L260 203H258ZM62 202V203H61ZM67 202L70 204L68 205ZM79 203L83 213L76 212ZM90 202V203H89ZM98 202L101 204H98ZM113 202V203H112ZM123 202V203H121ZM130 202V203H129ZM136 202V204H135ZM139 202V204H138ZM142 202V203H141ZM220 204H219V203ZM239 202V203H238ZM164 203V204H163ZM207 203V204H206ZM213 205H212V204ZM245 203V204H244ZM251 203V204H250ZM255 205H254V204ZM49 204V203H48ZM71 204H76L75 206ZM92 204V205H91ZM97 206H96V205ZM129 204V205H128ZM133 204V205H132ZM146 204V205H145ZM148 204V206H147ZM156 204V205H155ZM229 204V205H228ZM242 204V206H241ZM249 204V205H248ZM260 204V205H259ZM263 204V205H262ZM71 205V206H70ZM119 205V207H118ZM131 205V206H130ZM140 205V207H139ZM182 205V206H181ZM188 205V206H187ZM191 205V206H190ZM197 205V206H196ZM221 205V206H220ZM226 205V206H225ZM236 205V206H235ZM238 205V206H237ZM253 205V206H252ZM258 205V206H257ZM262 205V206H261ZM65 206V207H64ZM68 206V207H67ZM88 206V207H87ZM90 206L92 208H90ZM99 206V207H98ZM125 206H127L125 208ZM138 206V207H137ZM146 209H145V207ZM154 208H153V207ZM157 206V207H156ZM162 206V207H161ZM186 206V207H185ZM193 206V207H192ZM213 206V208H212ZM230 208H229V207ZM256 206V207H255ZM122 207V208H121ZM131 207V208H130ZM132 207H136L133 210ZM148 207V208H147ZM150 207V208H149ZM160 207V208H159ZM167 207V209H165ZM170 207V208H169ZM173 207V208H172ZM185 207V209H184ZM191 207V208H190ZM198 207V209H197ZM206 207V208H205ZM242 207V210H241ZM246 207V208H245ZM251 207L253 209H251ZM259 207V208H257ZM103 208V209H102ZM130 208V209H129ZM193 208V209H192ZM212 208V209H211ZM245 208V209H244ZM250 208V209H249ZM70 209V210H69ZM73 209V210H72ZM98 209V210H97ZM114 209V210H113ZM142 209V210H140ZM149 209V210H148ZM164 212H163V210ZM173 209V211H172ZM178 209V210H177ZM181 209V210H180ZM189 209V210H187ZM221 209V210H220ZM234 209V210H233ZM91 210V211H90ZM129 210V212L127 211ZM133 210V211H132ZM170 210V211H169ZM192 210L193 212H191ZM241 210V212H240ZM250 210V211H249ZM73 211V212H72ZM96 211V212H95ZM103 211V214H101ZM115 211V212H114ZM131 211V216H130ZM148 211V212H147ZM174 213H172V212ZM184 211V212H183ZM198 211V212H197ZM202 211V212H200ZM228 213H227V212ZM236 211V212H235ZM244 211V212H243ZM247 211V212H246ZM249 211V212H248ZM260 211V212H259ZM70 212V213H69ZM75 212V213H74ZM87 212V213H86ZM91 212V213H90ZM113 212V213H112ZM117 212V213H116ZM124 214H123V213ZM125 212L127 214H125ZM134 212V213H133ZM145 212V213H144ZM147 212V213H146ZM151 212V213H150ZM171 212V213H170ZM183 214L181 215L180 214ZM189 212V213H188ZM191 212V213H190ZM263 212V214H262ZM117 215H115V214ZM129 213V214H128ZM145 215V216H143ZM189 215H188V214ZM199 213V214H198ZM227 213V214H225ZM236 213V214H235ZM242 217H241V214ZM248 213V215L246 214ZM256 213V214H255ZM79 214V215H78ZM86 214V215H85ZM92 214V215H91ZM134 214V215H133ZM160 214V216H159ZM185 214V216H184ZM192 214V215H191ZM225 214V215H224ZM234 214V215H233ZM240 216H239V215ZM255 214V215H254ZM102 215V217H101ZM112 215V216H111ZM115 215V216H114ZM127 215V216H126ZM138 215V218H137ZM140 215V216H139ZM172 215V216H171ZM195 215L198 218H195ZM257 215V217H256ZM88 216V217H87ZM96 216V217H94ZM170 216V217H169ZM179 216V217H178ZM233 216V217H232ZM237 216V220H236ZM249 216L250 221L244 218ZM261 216V217H259ZM72 217V219H71ZM75 219H74V218ZM81 217V218H80ZM109 217V218H108ZM125 217V218H123ZM127 217V218H126ZM154 217V219L152 218ZM164 217V218H163ZM172 217V218H171ZM185 217V218H184ZM188 217V218H187ZM192 217V218H191ZM218 217V218H217ZM244 217V218H243ZM79 218V219H78ZM92 218V219H91ZM98 218V220H97ZM100 218V219H99ZM113 218V219H112ZM140 218V219H139ZM144 218V219H143ZM164 220H163V219ZM176 218V219H175ZM181 218V219H180ZM242 220H239V219ZM9 219V217H8ZM7 219V221H8ZM13 219V218H12ZM11 219V220H12ZM88 219V220H87ZM103 219V220H102ZM123 219V220H122ZM129 219V221H128ZM134 219V220H133ZM139 219V221H138ZM148 219V220H147ZM161 219V220H160ZM187 219V220H185ZM192 219V220H190ZM230 219H232L230 221ZM256 219V221H255ZM260 219V220H258ZM9 220V221H11ZM75 220V222H74ZM86 220V222H85ZM101 220V221H100ZM114 220V221H113ZM120 220V221H119ZM126 220V221H125ZM133 220V222H131ZM141 220V221H140ZM147 220V221H146ZM151 220V221H150ZM167 220V221H166ZM170 220V221H169ZM181 220V221H180ZM68 221H70L69 224ZM122 221V222H121ZM125 221V223H124ZM136 221V222H135ZM149 221V222H148ZM165 221V223H164ZM227 221V222H225ZM230 221V222H229ZM242 221V223L240 222ZM244 221V223H243ZM249 225H247L248 222ZM82 222V223H81ZM88 222V223H87ZM92 222V223H91ZM102 224H101V223ZM107 222V223H105ZM120 222V223H119ZM153 222V223H152ZM172 222V223H170ZM180 222V223H179ZM186 224H185V223ZM189 222V223H188ZM192 222V223H191ZM240 222V223H239ZM247 222V223H246ZM260 222V223H258ZM73 223V224H71ZM76 223V224H75ZM81 225H79V224ZM96 223V224H95ZM110 223V225H109ZM155 223V224H154ZM157 223V224H156ZM164 223V224H163ZM167 223V225H166ZM177 223V224H176ZM225 223V224H224ZM229 225H228V224ZM83 224V225H82ZM113 224V225H112ZM127 226H126V225ZM148 224V225H147ZM192 224V225H191ZM234 224V225H233ZM246 224V225H245ZM253 224V225H251ZM260 224V225H259ZM263 224V225H262ZM95 225V226H94ZM101 225V226H100ZM125 225V227H124ZM137 225V226H136ZM140 225V226H139ZM166 225V226H165ZM176 225V226H175ZM185 225V227H184ZM245 225V226H244ZM79 226V227H78ZM84 226H87L86 228ZM93 226V228H92ZM100 226V227H99ZM107 226V227H106ZM117 226V228H116ZM166 228H165V227ZM189 226V227H188ZM221 226V227H220ZM254 228H251L253 227ZM262 226V227H261ZM70 229H69V228ZM89 227V228H88ZM109 227V228H108ZM113 227V228H112ZM120 227V228H119ZM122 227V228H121ZM134 227V228H133ZM139 227V228H138ZM164 227V228H163ZM169 227V229H168ZM181 227V228H180ZM230 227V228H229ZM236 229H235V228ZM243 227V229H242ZM258 227V228H255ZM94 228H97V230ZM126 228V229H125ZM143 230H142V229ZM160 230H159V229ZM183 228V229H182ZM185 228V229H184ZM228 228V229H227ZM239 228V229H238ZM246 228V229H245ZM73 229V230H72ZM99 229V230H98ZM106 229V230H105ZM114 230V234L112 232ZM132 230V231H129ZM166 229V230H165ZM226 229V230H225ZM231 229V230H230ZM262 229V230H261ZM128 230V231H127ZM137 230V231H136ZM159 232H158V231ZM243 230V231H242ZM58 231V230H57ZM60 231V230H59ZM80 231V232H79ZM164 231V232H163ZM233 231V233H231ZM247 232L249 240H241ZM254 231V232H253ZM55 232V231H54ZM91 232V233H90ZM105 232V233H104ZM127 232V233H126ZM134 232V233H133ZM139 232V233H138ZM172 232V233H171ZM241 232V233H240ZM250 232V233H249ZM257 232V233H256ZM56 233V232H55ZM75 233V234H74ZM80 233V234H79ZM84 233V234H83ZM103 233V234H102ZM111 233V234H110ZM126 234L122 236L123 234ZM130 235H129V234ZM133 233V234H132ZM137 233V234H136ZM168 233V235H167ZM170 233V234H169ZM235 233V234H234ZM254 233V234H253ZM94 234V235H93ZM96 234V236H95ZM122 234V235H121ZM153 234V237H151ZM160 236H159V235ZM175 234V236H174ZM184 234V235H183ZM233 234V235H232ZM77 235V236H76ZM79 235V236H78ZM84 235V236H83ZM86 235V236H85ZM92 235V236H91ZM157 235V236H156ZM236 235V236H235ZM240 235V236H239ZM77 240L75 239L76 237ZM88 236V237H87ZM98 236V237H97ZM103 236V237H102ZM165 236V237H164ZM173 236V237H172ZM229 236V237H227ZM21 237V236H20ZM80 237V238H79ZM86 237V238H85ZM93 237V238H92ZM105 237V238H104ZM107 237V239H106ZM122 237V238H120ZM129 237V238H128ZM134 237L133 240H131ZM160 237V238H159ZM162 237V238H161ZM164 237V238H163ZM169 237V238H168ZM221 237V238H220ZM236 237V238H235ZM23 238V236L21 237ZM25 238V237H24ZM63 238V239H62ZM69 238V239H68ZM96 238V239H95ZM111 240H108L110 239ZM126 238V240H125ZM159 238V239H158ZM180 238V239H178ZM184 238V239H183ZM216 238V239H214ZM219 238V239H217ZM120 239V240H119ZM151 239V240H150ZM169 239V240H168ZM174 239V240H173ZM210 239V240H209ZM261 239V240H259ZM62 240V241H61ZM79 240V241H78ZM85 240V241H84ZM88 240L89 243L87 242ZM105 240H108L107 243ZM153 240V241H152ZM156 240V241H155ZM162 240V242H161ZM166 240V241H165ZM237 240V241H235ZM241 241V242H238ZM99 241V242H97ZM101 241V242H100ZM105 241V242H104ZM111 241V242H110ZM120 241V242H119ZM125 243H124V242ZM128 241V242H127ZM132 241V242H131ZM158 241V242H157ZM219 241V243H218ZM259 241V242H258ZM63 242V243H62ZM71 242V243H70ZM73 242V243H72ZM78 242V243H77ZM87 242V243H86ZM92 244H91V243ZM94 242V243H93ZM123 242V243H122ZM177 242V243H176ZM224 242V243H223ZM235 242V243H234ZM243 242V243H242ZM58 243V244H57ZM66 243V244H65ZM85 243V244H84ZM115 243V245H114ZM118 243L120 244L119 246ZM127 243V244H126ZM131 243V247L130 246ZM134 243V246H132ZM137 246H136V244ZM161 243V244H160ZM167 243V244H166ZM217 243V244H215ZM229 245H227V244ZM231 243V244H230ZM237 243V244H236ZM259 243V244H258ZM96 244V245H95ZM123 244V245H121ZM143 244V245H141ZM160 244V245H159ZM220 244V245H219ZM242 246H241V245ZM85 245V246H84ZM113 245V247L111 246ZM155 247H153V246ZM227 247H224L226 246ZM233 245V247H232ZM247 245V246H245ZM257 245V246H256ZM260 245V246H258ZM59 246V247H58ZM88 246V247H87ZM108 246V247H107ZM115 246V248H114ZM128 246V247H126ZM241 246L244 258L230 260L228 252ZM75 247V248H74ZM84 247V249H83ZM99 247V249H98ZM103 247L106 249L104 250ZM119 247V248H118ZM126 247V249H124ZM134 247V248H132ZM139 247V248H138ZM141 247V249H140ZM222 247V248H221ZM229 247V249H228ZM257 247V248H256ZM259 247V250H257ZM262 247V248H261ZM70 248V250H69ZM80 248V249H79ZM89 248V249H88ZM111 248V249H109ZM122 248V249H121ZM145 248V249H144ZM167 248V249H166ZM226 248V249H225ZM87 249V250H86ZM109 249V250H108ZM133 249V250H130ZM137 249V250H136ZM156 249V250H155ZM213 249V250H212ZM225 249V250H224ZM227 249L229 251H227ZM252 249V250H251ZM60 250V251H59ZM62 250V251H61ZM72 250V251H71ZM108 250V251H107ZM114 250V251H113ZM118 250V251H116ZM141 250V251H139ZM164 250V251H163ZM171 252H170V251ZM174 250V251H173ZM247 250V252H246ZM70 253H68V252ZM74 251V252H73ZM79 253H78V252ZM84 254H83V252ZM92 251V252H91ZM98 251V252H97ZM100 251V252H99ZM111 251V252H110ZM131 251V252H130ZM176 251V252H175ZM216 251V252H215ZM259 251V252H258ZM62 252V254H61ZM72 252V253H71ZM88 252V253H87ZM91 254H90V253ZM96 252V253H94ZM102 252V253H101ZM116 254H113L115 253ZM118 252V253H117ZM128 252V253H126ZM161 252H164L161 254ZM170 252V253H169ZM220 252V254H219ZM246 252V253H245ZM253 252V253H252ZM256 252V253H255ZM76 253V255H75ZM94 254V256L92 255ZM123 253V254H122ZM133 253V254H132ZM136 255H135V254ZM140 253V254H139ZM166 253V254H165ZM172 253V254H171ZM216 253V254H215ZM230 253V252H229ZM255 253V254H254ZM259 253V254H257ZM81 254V255H80ZM96 254V255H95ZM112 254V255H111ZM125 254V255H124ZM127 254V255H126ZM140 256H139V255ZM143 254V255H142ZM170 254V256L168 255ZM188 254V255H187ZM218 254V255H217ZM225 254V255H224ZM249 254V255H248ZM68 255V256H67ZM70 255V256H69ZM75 255V256H74ZM110 255L112 258H107ZM116 255V256H114ZM120 258H119V256ZM133 255V256H132ZM166 255V256H165ZM195 255V256H194ZM217 255V256H216ZM253 257H252V256ZM261 255V256H260ZM98 256V257H97ZM101 256V257H100ZM114 256V258H113ZM118 256V257H117ZM128 256V257H127ZM137 256V257H136ZM151 256V257H150ZM162 256V257H161ZM168 256V257H167ZM172 256V257H171ZM200 256V258H199ZM247 258H246V257ZM257 256V257H256ZM86 257V258H85ZM90 257V258H89ZM92 257V258H91ZM103 257V258H102ZM117 257V258H116ZM123 257V258H121ZM133 257V258H132ZM139 257V258H138ZM159 257V258H158ZM170 257V258H169ZM198 257V258H197ZM211 257V258H210ZM215 257V258H214ZM218 257V258H217ZM251 258V259H248ZM260 257V258H259ZM75 260H73V259ZM95 258V259H94ZM129 258V259H128ZM158 258V259H157ZM165 258V259H164ZM223 258V259H222ZM226 258V259H225ZM58 259V260H57ZM81 259V260H80ZM105 259V260H104ZM109 259V260H108ZM119 259V260H118ZM123 259V260H122ZM127 259V260H126ZM145 259V260H143ZM172 259V260H171ZM194 259V262H193ZM196 259V260H195ZM218 259V260H217ZM221 259V260H219ZM242 261H241V260ZM84 262H83V261ZM96 260H100L99 263ZM111 260V261H110ZM116 262H115V261ZM125 260V261H124ZM212 260V262H211ZM77 261V262H76ZM144 263H143V262ZM146 261V262H145ZM149 261V262H148ZM159 261V262H158ZM170 261V263H169ZM172 261V262H171ZM200 261V263H199ZM210 261V262H209ZM235 261V262H234ZM49 262V263H50ZM60 262V264H64ZM70 262V263H69ZM102 262V263H101ZM118 262V263H117ZM142 262V263H141ZM152 262V263H151ZM154 262V263H153ZM193 262V263H192ZM259 264V261L257 262ZM264 264V263H263Z\"/></svg>",
	"mask_w": 264,
	"mask_h": 264
},
{
	"label": "bare ground",
	"instance_id": "bare-ground-1",
	"mask_svg": "<svg viewBox=\"0 0 264 264\" xmlns=\"http://www.w3.org/2000/svg\"><path fill=\"white\" fill-rule=\"evenodd\" d=\"M32 1V0H31ZM61 1H63V0H61ZM78 1H80V0H78ZM110 1V0H109ZM128 1V0H127ZM140 1V0H139ZM236 1V0H235ZM28 2V1H27ZM43 2V1H42ZM72 2V1H71ZM86 2V1H85ZM107 2V1H106ZM129 2V1H128ZM233 2V1H232ZM239 2V1H238ZM8 3V2H7ZM40 3V2H39ZM46 3V2H45ZM49 3H51V2H49ZM49 3H46V4H43L44 5V7L40 10H38V11H36L37 9H31V8H29V7H27V8H24V10L22 9V14L19 12V17H17V20H21V22H22V20H23V18L24 17H26V15H28V14H41V13H43L44 11H45V9H48V7L49 6H51V4H49ZM78 3V2H77ZM83 3V2H82ZM105 3V2H104ZM110 3V2H109ZM17 4V3H16ZM29 4V3H28ZM27 4V5H28ZM53 5H54V3H52ZM56 4V3H55ZM84 4V3H83ZM121 4V3H120ZM126 4V3H125ZM132 4V3H131ZM250 4V3H249ZM255 4V3H254ZM22 5L23 6H25L23 3H22ZM21 5V6H22ZM30 5V4H29ZM39 5V4H38ZM42 5V6H43ZM59 5V4H58ZM65 5V4H64ZM81 5V4H80ZM94 5V4H93ZM222 5V4H221ZM251 5V4H250ZM61 6V5H60ZM108 6V5H107ZM113 6V5H112ZM140 6V5H139ZM143 6V5H142ZM190 6V5H189ZM188 6V7H189ZM228 6V5H227ZM233 6V5H232ZM260 6V5H259ZM4 7V6H3ZM35 7H37V6H35ZM40 7V6H39ZM100 7V6H99ZM101 7H102V5H101ZM183 7V6H182ZM217 7V6H216ZM23 8V7H22ZM54 8V7H53ZM108 8V7H107ZM113 8H115V7H113ZM118 8V7H117ZM136 8H138L137 6L135 7V9ZM145 8V7H144ZM195 8V7H194ZM210 8V7H209ZM212 9H213V7H211ZM224 8V7H223ZM243 8H245V7H243ZM249 8V7H248ZM250 8H252L251 6H250ZM254 8V7H253ZM256 8H257V6H256ZM7 9V8H6ZM18 9V8H17ZM105 9V8H104ZM183 9V8H182ZM200 9V8H199ZM198 9V10H199ZM219 9V8H218ZM231 9H233V8H231ZM241 9V8H240ZM263 9V8H262ZM0 10H2V9H0ZM10 10V9H9ZM54 10V9H53ZM140 10H141V8H140ZM190 10V9H189ZM188 10V11H189ZM194 10H196V9H194ZM210 10V9H209ZM216 10V9H215ZM228 10H230V9H228ZM250 10V9H249ZM3 11V10H2ZM18 11V10H17ZM21 11V10H20ZM77 11H79V10H77ZM111 11V10H110ZM192 11V10H191ZM210 11H212V10H210ZM218 11V10H217ZM224 11H226V10H224ZM262 11V10H261ZM1 12V11H0ZM5 12V11H4ZM12 12V11H11ZM54 12V11H53ZM56 12H57V10H56ZM63 12V11H62ZM67 12V11H66ZM82 12V11H81ZM117 12V11H116ZM122 12V11H121ZM124 12V11H123ZM133 12H134V10H133ZM132 12V13H133ZM201 12H202V10H201ZM238 12H240L239 10H238ZM3 13V12H2ZM1 13V14H2ZM8 13V12H7ZM102 13V12H101ZM125 13V12H124ZM135 13V12H134ZM219 13V12H218ZM0 14V15H1ZM6 14V13H5ZM30 14V15H31ZM74 14V13H73ZM80 14V13H79ZM86 14V13H85ZM94 14V13H93ZM127 14V13H126ZM191 14V13H190ZM212 14V13H211ZM222 14V13H221ZM221 14H219V15H221ZM258 14H259V12H258ZM12 15V14H11ZM44 15V14H43ZM53 15V14H52ZM110 15V14H109ZM116 15V14H115ZM125 15V14H124ZM123 15V16H124ZM192 15V14H191ZM194 15V14H193ZM228 15V14H227ZM234 15V14H233ZM49 16H50V14H49ZM56 16V15H55ZM73 16V15H72ZM91 16H94V15H91ZM135 16V15H134ZM190 16V15H189ZM225 16V15H224ZM229 16V15H228ZM4 17V16H3ZM28 17V16H27ZM41 17V16H40ZM60 17H62V16H60ZM76 17H79V16H76ZM87 17V16H86ZM98 17V16H97ZM116 17V16H115ZM197 17V16H196ZM250 17V16H249ZM10 18V17H9ZM8 18V19H9ZM12 18V17H11ZM31 18H32V16H31ZM57 18V17H56ZM65 18V17H64ZM66 18H67V16H66ZM69 18V17H68ZM192 18V17H191ZM219 18V17H218ZM231 18V17H230ZM236 18V17H235ZM245 18V17H244ZM247 18V17H246ZM256 18V17H255ZM1 19V18H0ZM12 19H14V18H12ZM44 19V18H43ZM53 19V18H52ZM83 19V18H82ZM85 19V18H84ZM94 19V18H93ZM102 19H104V18H102ZM118 19V18H117ZM195 19V18H194ZM228 19H229V17H228ZM242 19V18H241ZM252 19V18H251ZM251 19H250V21H251ZM254 19V18H253ZM28 20H30L31 21V19H28ZM28 20H27V22H28ZM36 20V19H35ZM60 20V19H59ZM58 20V21H59ZM63 20V19H62ZM68 20V19H67ZM69 20H70V18H69ZM87 20V19H86ZM85 20V21H86ZM116 20V19H115ZM162 20V19H161ZM224 20V19H223ZM236 20V19H235ZM238 20H240V19H238ZM2 21V20H1ZM6 21V20H5ZM29 21V22H30ZM34 21V20H33ZM84 21V22H85ZM100 21H101V19H100ZM105 21V20H104ZM187 21V20H186ZM190 21H191V19H190ZM194 21V20H193ZM216 22H217V20H215ZM228 21V20H227ZM233 21V20H232ZM254 21V23H253V25L250 27L251 28V30L250 31H252L251 32V42L255 39V37L258 35V36H260L261 34H263L264 35V11L261 13V15H260V17H258L257 19H256V21H255V19L253 20ZM4 22V21H3ZM10 22V21H9ZM26 22V23H27ZM28 22V23H29ZM39 22H42V21H39ZM38 22V23H39ZM72 22V21H71ZM81 22V21H80ZM84 22H83V24H84ZM89 22V21H88ZM94 22V21H93ZM115 22V21H114ZM118 22V21H117ZM116 22V23H117ZM135 22V21H134ZM162 22H163V20H162ZM188 22V21H187ZM222 22V21H221ZM234 22V21H233ZM13 23V22H12ZM60 23H62V22H60ZM60 23H59V25H60ZM68 23H69V21H68ZM74 23V22H73ZM79 23V22H78ZM87 23V22H86ZM90 23V22H89ZM92 23V22H91ZM120 23V22H119ZM183 23V22H182ZM220 23V22H219ZM251 23V24H252ZM1 24V23H0ZM5 24V23H4ZM4 24H3V26H4ZM15 24V23H14ZM32 24V23H31ZM37 24V23H36ZM104 24V23H103ZM132 24V23H131ZM130 24V25H131ZM188 24V23H187ZM190 24V23H189ZM229 24V23H228ZM232 24H234V23H231L230 25H232ZM236 24V23H235ZM23 24H21V26H22ZM98 25V24H97ZM107 25V24H106ZM160 25L161 24H159V28H161L160 27ZM223 25V24H222ZM17 26V25H16ZM33 26V25H32ZM35 26V25H34ZM83 26V25H82ZM88 26V25H87ZM99 26V25H98ZM102 26V25H101ZM108 26V25H107ZM124 26V25H123ZM134 26V25H133ZM158 26V25H157ZM156 26V27H157ZM227 26H229V25H227ZM242 26V25H241ZM250 26V25H249ZM23 27V26H22ZM60 27V26H59ZM62 27V26H61ZM94 27H95V25H94ZM125 27V26H124ZM155 27V26H154ZM218 27V26H217ZM223 27H224V25H223ZM246 27V26H245ZM1 28V27H0ZM15 28V27H14ZM17 28V27H16ZM46 28H48V27H46ZM71 28V27H70ZM84 28V27H83ZM82 28V29H83ZM87 28H89V27H87ZM121 28H123L122 26H121ZM127 28V27H126ZM158 28V27H157ZM248 28V27H247ZM6 29V28H5ZM4 29V30H5ZM9 29V28H8ZM20 29V28H19ZM29 29V28H28ZM31 29H34V27H31ZM58 29V28H57ZM56 29V30H57ZM101 29V28H100ZM107 29V28H106ZM120 29V28H119ZM129 29V28H128ZM152 29V28H151ZM232 29V28H231ZM17 30V29H16ZM23 30V29H22ZM30 30V29H29ZM40 30V29H39ZM51 30V29H50ZM49 30V31H50ZM75 30V29H74ZM80 30V29H79ZM87 30H89V29H87ZM94 30V29H93ZM92 30V31H93ZM135 30V29H134ZM224 30H225V28H224ZM239 30V29H238ZM245 30V29H244ZM247 30H249V29H247ZM26 31V30H25ZM35 31V30H34ZM42 31V30H41ZM48 30H46V31H43V32H40V33H38L37 35H36V38L35 39H45L46 38V40H47V37L49 36V34H50V32H49ZM55 31V30H54ZM58 31V30H57ZM67 31V30H66ZM72 31V30H71ZM82 31V30H81ZM97 31V30H96ZM95 31V32H96ZM125 31V35L127 36V34H126V29L124 30ZM130 31V30H129ZM129 31H128V33H129ZM152 31V30H151ZM153 33L155 34V32H157V31H155L154 29H153ZM235 31V30H234ZM237 31V30H236ZM7 32V31H6ZM11 32V31H10ZM20 32V31H19ZM28 32H30V31H28ZM32 32V31H31ZM63 32V31H62ZM101 32V31H100ZM220 32H222V29H221V31ZM249 32V31H248ZM3 34H4V32H2ZM35 33V32H34ZM74 33H75V31H74ZM88 33V32H87ZM91 33V32H90ZM152 33V32H151ZM224 33H226L225 31H224ZM238 33V32H237ZM26 34H28V33H26ZM65 34H67V33H65ZM73 34V33H72ZM81 34H83V33H81ZM104 34V33H103ZM112 34V33H111ZM123 34H124V32H123ZM130 34V33H129ZM132 34V33H131ZM150 34V33H149ZM223 34V33H222ZM246 34V33H245ZM54 35V34H53ZM63 35V34H62ZM102 35V34H101ZM153 35V34H152ZM244 35V34H243ZM242 35V36H243ZM33 36H34V34H33ZM67 36H69V34L67 35ZM79 36V35H78ZM99 36V35H98ZM125 36V37H126ZM130 36V35H129ZM145 36V35H144ZM148 36V35H147ZM151 36V35H150ZM232 36V35H231ZM230 36V37H231ZM245 36V35H244ZM29 37H30V35H29ZM32 37V36H31ZM56 37V36H55ZM81 37V36H80ZM103 37V36H102ZM106 37H107V35H106ZM109 37H111V36H109ZM117 37V36H116ZM122 37V36H121ZM131 37V36H130ZM261 37H263V36H261ZM6 38V37H5ZM13 38V37H12ZM18 38H19V36H18ZM28 38V37H27ZM54 38V37H53ZM66 38V37H65ZM74 38V37H73ZM76 38V37H75ZM84 38V37H83ZM89 38V37H88ZM100 38V37H99ZM118 38V37H117ZM146 38H148V37H146ZM150 38V37H149ZM148 38V39H149ZM15 39H16V37H15ZM49 39V38H48ZM64 39V38H63ZM85 39H86V36H85ZM102 39V38H101ZM107 39V38H106ZM109 39V38H108ZM119 39V38H118ZM229 39H231V38H229ZM232 39H233V37H232ZM2 40V39H1ZM3 40H4V38H3ZM23 40V39H22ZM21 40V41H22ZM33 40V39H32ZM45 40V41H46ZM50 40V39H49ZM54 40V39H53ZM72 40V39H71ZM89 40V39H88ZM130 40V39H129ZM145 40V39H144ZM220 40V39H219ZM249 40V41H250ZM256 40H257V37H256ZM18 41V40H17ZM40 41V40H39ZM75 41V40H74ZM73 41V42H74ZM120 41H121V39H120ZM124 41V40H123ZM122 41V42H123ZM149 41V40H148ZM217 41V40H216ZM225 41V40H224ZM223 41V42H224ZM233 41V40H232ZM234 41H235V39H234ZM27 42V41H26ZM26 42H24V44H26ZM31 42V41H30ZM47 42H49V41H47ZM81 42V41H80ZM104 42V41H103ZM113 42V41H112ZM141 42V41H140ZM143 42V41H142ZM237 42V41H236ZM242 42V41H241ZM256 42V41H255ZM12 43V42H11ZM79 43V42H78ZM82 43H84V42H82ZM85 43H86V41H85ZM127 43V42H126ZM212 43V42H211ZM245 43V42H244ZM243 43V44H244ZM250 43V42H249ZM247 44V45H250V44ZM77 44V43H76ZM118 44V43H117ZM119 44H121L120 42H119ZM144 44H146L145 42H144ZM143 44V45H144ZM253 44V43H252ZM254 44H256V43H254ZM4 45V44H3ZM2 45V46H3ZM12 45V44H11ZM18 45V44H17ZM59 45V44H58ZM61 45V44H60ZM80 45V44H79ZM83 45V44H82ZM114 45V44H113ZM220 45V44H219ZM221 45H223V44H221ZM225 45V44H224ZM235 45V44H234ZM239 45V44H238ZM246 45V47H248ZM264 45V44H263ZM7 46V45H6ZM112 46V45H111ZM117 46V45H116ZM115 46V49L117 48ZM237 46V45H236ZM250 46H252V45H250ZM5 47V46H4ZM14 48H15V46H13ZM63 47V46H62ZM108 47V46H107ZM120 47V46H119ZM152 47V46H151ZM238 47V46H237ZM8 49H9V47H7ZM6 48V49H7ZM19 48H21L20 46H19ZM111 48V47H110ZM134 48V47H133ZM146 48V47H145ZM251 48V47H250ZM260 48H261V46H260ZM127 49V48H126ZM147 49V48H146ZM177 49V48H176ZM175 49V50H176ZM239 49V48H238ZM247 49V48H246ZM252 49V48H251ZM257 49V48H256ZM2 50V49H1ZM0 50V55H2L3 54V52ZM5 50V49H4ZM13 50V49H12ZM17 50V49H16ZM58 50V49H57ZM60 50V49H59ZM107 50V49H106ZM108 50H110V49H108ZM120 50V49H119ZM242 50V49H241ZM262 50V49H261ZM10 51V50H9ZM114 51V50H113ZM117 51V50H116ZM125 51V50H124ZM148 51V50H147ZM206 51V50H205ZM212 51V50H211ZM228 51V50H227ZM250 51H253V50H250ZM14 52V51H13ZM69 52V51H68ZM111 52V51H110ZM115 52V51H114ZM132 52V51H131ZM229 52V51H228ZM261 52V51H260ZM14 53H16V52H14ZM50 53H51V51H50ZM105 53V52H104ZM129 53V52H128ZM133 53V52H132ZM143 53H144V51H143ZM209 53V52H208ZM251 53V52H250ZM58 54V53H57ZM60 54V53H59ZM66 54V53H65ZM115 53H113V55H114ZM122 54H124V53H122ZM121 54V55H122ZM140 54V53H139ZM206 54V53H205ZM231 54V53H230ZM233 54V53H232ZM4 55V54H3ZM49 55V54H48ZM112 55V56H113ZM117 55V54H116ZM115 55V56H116ZM125 55V54H124ZM8 56H10V55H8ZM57 56V55H56ZM133 56H135L134 54H133ZM220 56V55H219ZM230 56V55H229ZM4 57V56H3ZM107 57V56H106ZM130 57V56H129ZM202 57V56H201ZM201 57H200V59H201ZM216 57V56H215ZM261 57V56H260ZM259 57V58H260ZM5 58V57H4ZM10 58V57H9ZM45 58V57H44ZM50 58V57H49ZM73 58V57H72ZM109 58V57H108ZM110 58H111V56H110ZM124 58V57H123ZM255 58H257L256 57V55H255ZM264 58V57H263ZM55 59V58H54ZM60 59V58H59ZM137 59V58H136ZM199 59V60H200ZM218 59V58H217ZM227 59H230V58H227ZM236 59H237V56H236ZM248 59V58H247ZM262 59V58H261ZM39 60H42L41 58L39 59ZM50 60H51V58H50ZM61 60V59H60ZM59 60V61H60ZM111 60V59H110ZM112 60H113V58H112ZM141 60V59H140ZM139 60V61H140ZM144 60V59H143ZM209 60V59H208ZM211 60V59H210ZM262 60H264V59H262ZM261 60V61H262ZM3 62H4V60H2ZM6 61V60H5ZM11 61V60H10ZM14 61V60H13ZM47 61V60H46ZM53 61V60H52ZM55 61V60H54ZM58 61V60H57ZM66 61V60H65ZM64 61V62H65ZM123 61V60H122ZM126 61V60H125ZM128 61V60H127ZM136 61V60H135ZM225 61V63H226V60H224ZM224 61H222V62H224ZM241 61V60H240ZM250 61V60H249ZM1 62L2 64H0V69L1 70H6V68L9 66L8 65V63H6V62ZM8 62V61H7ZM12 62V61H11ZM20 62V61H19ZM23 62V61H22ZM62 62V61H61ZM110 62H112V61H110ZM109 62V63H110ZM116 62H117V60H116ZM132 62V61H131ZM175 62V61H174ZM179 62H181V61H179ZM206 62V61H205ZM217 62V61H216ZM235 62V61H234ZM243 62V61H242ZM262 62H264V61H262ZM17 63V62H16ZM41 63V62H40ZM59 63V62H58ZM66 63V62H65ZM64 63V64H65ZM102 63V62H101ZM106 63H108V62H106ZM135 63V62H134ZM182 63V62H181ZM202 63V62H201ZM220 63V62H219ZM241 63V62H240ZM15 64V63H14ZM19 64V63H18ZM22 64V63H21ZM39 64V63H38ZM45 64V63H44ZM120 64V63H119ZM122 64V63H121ZM124 64V63H123ZM133 64V63H132ZM136 64V63H135ZM173 64H176V62L175 63H173ZM183 65H184V62L182 63ZM227 64V63H226ZM251 64V63H250ZM59 65V64H58ZM58 65H55V66H58ZM61 65V64H60ZM71 65V64H70ZM76 65V64H75ZM191 65V64H190ZM193 65V64H192ZM202 65V64H201ZM200 65V66H201ZM205 65V64H204ZM213 65V64H212ZM212 65H211V67H212ZM218 65V64H217ZM230 65V64H229ZM236 65V64H235ZM249 65V64H248ZM47 66H49V65H47ZM52 66V70H53V66L54 65H51ZM119 66V65H118ZM127 66V65H126ZM134 66V65H133ZM138 66V65H137ZM185 66V65H184ZM228 66V65H227ZM241 66V65H240ZM264 66V65H263ZM12 68L14 67V66H11ZM15 67H17L16 65H15ZM41 67H42V65H41ZM107 67V66H106ZM168 67V66H167ZM172 67V66H171ZM223 67V66H222ZM26 68V67H25ZM46 68H51V67H46ZM45 68V69H46ZM56 68V67H55ZM79 68V67H78ZM81 68H83L82 66H81ZM117 68V67H116ZM189 68V67H188ZM187 68V69H188ZM194 67L192 66V69H193ZM227 68H229V67H227ZM237 68V67H236ZM243 68V67H242ZM9 69V68H8ZM57 69V68H56ZM70 69H72V68H70ZM77 69V68H76ZM99 69V68H98ZM100 69H101V67H100ZM109 69H110V67H109ZM142 69V68H141ZM140 69V70H141ZM144 69V68H143ZM171 69V68H170ZM224 69V68H223ZM222 69V70H223ZM254 69V68H253ZM13 70V69H12ZM11 69H10V71H12ZM22 70V69H21ZM41 70V69H40ZM55 70V69H54ZM61 70V69H60ZM103 70V69H102ZM107 70V69H106ZM128 70H130V69H128ZM168 70V69H167ZM184 70V69H183ZM189 70V69H188ZM198 70V69H197ZM217 70V69H216ZM232 70V69H231ZM243 70V69H242ZM249 70H250V68H249ZM263 70V69H262ZM7 71V70H6ZM5 71V72H6ZM9 71V72H10ZM18 72H19V70H17ZM42 71V70H41ZM40 71V72H41ZM50 72H51V70H49ZM59 71V70H58ZM58 71L56 70V72H57V74H58ZM86 71V70H85ZM100 71V70H99ZM98 71V72H99ZM127 71V70H126ZM182 71V70H181ZM186 71V70H185ZM193 71H194V69H193ZM248 71V70H247ZM39 72V73H40ZM60 72V71H59ZM64 72V71H63ZM76 72V71H75ZM79 72H80V70H79ZM78 72V73H79ZM116 72V71H115ZM134 72V71H133ZM167 72V71H166ZM165 72V73H166ZM169 72V71H168ZM167 72V73H168ZM197 72V71H196ZM212 72V71H211ZM210 72V73H211ZM62 73V72H61ZM65 73V72H64ZM84 73V72H83ZM105 73H106V71H105ZM111 73H113V70H112V72ZM128 73V72H127ZM136 73V72H135ZM170 73H172V72H170ZM179 73V72H178ZM226 73V72H225ZM7 74H9V73H6V76H7ZM73 74V73H72ZM114 74V73H113ZM131 74V73H130ZM143 73H141V75H142ZM163 74V73H162ZM195 74V73H194ZM236 74V73H235ZM34 75V74H33ZM38 75V74H37ZM36 75V76H37ZM45 75H46V73H45ZM54 74H51V76H50V78L53 76ZM60 75V74H59ZM65 75V74H64ZM81 75H82V72H81ZM80 75V76H81ZM110 76H111V74H109ZM136 75V74H135ZM173 75V74H172ZM179 75V74H178ZM224 75V74H223ZM36 76H35V78H36ZM60 76H63V73H62V75H60ZM83 76H84V74H83ZM101 76V75H100ZM132 76H134V75H132ZM137 76V75H136ZM166 76V75H165ZM174 76V75H173ZM214 76V75H213ZM4 77H5V75H4ZM38 77V76H37ZM48 77V76H47ZM57 77V76H56ZM70 77V76H69ZM75 77V76H74ZM94 77V76H93ZM95 77H96V74H95ZM105 77V76H104ZM127 77V76H126ZM125 77V78H126ZM210 77V76H209ZM239 77V76H238ZM44 78V77H43ZM68 78V77H67ZM71 78V77H70ZM78 78V77H77ZM81 78H82V76H81ZM84 78V77H83ZM98 78H100V77H98ZM103 78V76L101 77V79ZM110 78V77H109ZM135 78V77H134ZM155 78V77H154ZM202 78V77H201ZM42 79V78H41ZM41 79H40V81H41ZM45 79H47V78H45ZM69 79V78H68ZM75 79V78H74ZM89 79V78H88ZM87 79V80H88ZM94 79V78H93ZM158 79V78H157ZM161 79V78H160ZM191 79H193V78H191ZM207 79V78H206ZM223 79V78H222ZM230 79V78H229ZM7 80V79H6ZM31 80H32V78H31ZM60 80V79H59ZM71 80V79H70ZM82 80V79H81ZM80 80V81H81ZM104 80V79H103ZM109 80V79H108ZM125 80V79H124ZM136 80V79H135ZM152 80V79H151ZM154 80V79H153ZM165 80H166V77H165ZM170 80V79H169ZM197 80V79H196ZM52 81V80H51ZM64 81H66V80H64ZM75 81H77V80H75ZM83 81V80H82ZM82 81H81V83H82ZM99 81H100V79H99ZM105 81V80H104ZM127 81V80H126ZM150 81V80H149ZM167 81V80H166ZM201 81V80H200ZM218 81V80H217ZM6 82V81H5ZM27 82V81H26ZM54 82H57V81H54ZM59 82V81H58ZM63 82V81H62ZM72 82H74V81H72ZM92 82V81H91ZM107 83H108V81H106ZM129 82V81H128ZM133 82V81H132ZM179 82V81H178ZM187 82V81H186ZM190 82V81H189ZM194 82V81H193ZM196 82V81H195ZM34 83V82H33ZM46 83V82H45ZM127 83V82H126ZM147 83V82H146ZM146 83H145V85H146ZM149 83V82H148ZM176 83V82H175ZM205 83V82H204ZM236 83V82H235ZM240 83V82H239ZM8 84V83H7ZM15 84V83H14ZM38 84H40V83H38ZM52 84V83H51ZM70 84H71V82H70ZM97 84H98V82H97ZM96 83H95V85L94 84H92V85H94V86H96L97 85ZM125 84V83H124ZM159 84V83H158ZM162 85L164 84V82L163 83H161ZM193 84H195V83H193ZM245 84H246V82H245ZM248 84H250V83H248ZM261 84V83H260ZM50 85V84H49ZM53 85V84H52ZM64 85V84H63ZM67 85V84H66ZM88 85L89 86H91L89 83H88ZM119 85H121V84H119ZM132 85V84H131ZM169 85V84H168ZM180 85V84H179ZM196 85V84H195ZM12 86V85H11ZM16 86H18V85H16ZM22 86V85H21ZM30 86H31V84H30ZM43 86V85H42ZM45 86V85H44ZM72 86H73V84H72ZM72 86H71V88H72ZM80 86V85H79ZM79 86H77L78 88H79ZM87 86V85H86ZM128 86V85H127ZM150 86H151V84H150ZM190 86H191V84H190ZM244 86V85H243ZM25 87H26V85H25ZM55 87V86H54ZM64 87H66L65 85H64ZM88 87V86H87ZM97 87H98V85H97ZM155 87V86H154ZM158 87V86H157ZM175 87H177V86H175ZM198 87V86H197ZM196 87V88H197ZM12 88V87H11ZM32 88V87H31ZM30 87H28V89L30 90L31 89ZM36 88V87H35ZM49 88H52V87H49ZM83 88H84V86H83ZM91 88H93V90H95L94 89V87L92 86ZM122 88V87H121ZM210 88H212V87H210ZM221 88V87H220ZM224 88V87H223ZM261 88V87H260ZM21 89V88H20ZM19 89V90H20ZM46 89V88H45ZM53 89V88H52ZM52 89H50V90H52ZM58 89V88H57ZM69 89V88H68ZM68 89H66V90H68ZM84 89H87V88H84ZM124 89V88H123ZM130 89V88H129ZM128 89V90H129ZM149 89V88H148ZM150 89H152L151 87H150ZM157 89V88H156ZM164 89V88H163ZM171 89V88H170ZM173 89V88H172ZM179 89V88H178ZM12 90V89H11ZM18 90V91H19ZM47 90H49V89H46V91ZM80 90V89H79ZM78 90V91H79ZM119 90H120V88H119ZM158 90V89H157ZM187 90V89H186ZM189 90V89H188ZM208 90V89H207ZM222 90V89H221ZM224 90V89H223ZM230 90V89H229ZM240 90V89H239ZM251 90V89H250ZM256 90V89H255ZM31 91V90H30ZM65 91V90H64ZM88 91V90H87ZM91 91V90H90ZM97 91V90H96ZM132 91V90H131ZM151 91V90H150ZM155 91V90H154ZM175 91H177V89L175 90ZM175 91H173V92H175ZM194 91V90H193ZM227 91V90H226ZM242 91V90H241ZM248 91V90H247ZM257 91V90H256ZM260 92H261V90H259ZM27 91H26V89H25V92H24V94L26 93ZM56 92V91H55ZM58 92V91H57ZM75 92V91H74ZM84 92V90L82 91V93ZM123 92H124V90H123ZM147 92V91H146ZM160 92H161V90H160ZM171 92V91H170ZM195 92H196V90H195ZM199 92V91H198ZM222 92V91H221ZM235 92V91H234ZM238 92V91H237ZM254 92V91H253ZM31 93V92H30ZM42 93V92H41ZM68 93V92H67ZM72 93V92H71ZM70 93V94H71ZM125 93V92H124ZM124 93H122V95L124 94ZM153 93V92H152ZM202 93V92H201ZM232 93V92H231ZM239 93H240V91H239ZM247 93V92H246ZM252 93V92H251ZM250 93V94H251ZM263 93V92H262ZM31 94H33V93H31ZM51 94V93H50ZM56 94V93H55ZM60 94V93H59ZM75 94V93H74ZM88 94V93H87ZM96 94V93H95ZM101 94V93H100ZM125 94H127V93H125ZM145 94V93H144ZM157 94H159V92H157ZM160 94H162V92L160 93ZM165 94V93H164ZM163 94V95H164ZM215 94V93H214ZM238 94V93H237ZM258 94V93H257ZM29 95V94H28ZM42 95H44L43 93H42ZM52 95V94H51ZM50 95V96H51ZM58 95V94H57ZM64 95V94H63ZM82 95V94H81ZM86 95V94H85ZM93 95V94H92ZM119 95V94H118ZM143 95V94H142ZM151 95V94H150ZM166 95H167V93H166ZM170 95V94H169ZM189 95H190V93H189ZM198 95V94H197ZM219 95H220V93H219ZM235 95H236V93H235ZM254 95H256V94H254ZM261 95V94H260ZM36 96V95H35ZM41 96V95H40ZM53 96H54V94H53ZM56 96V95H55ZM72 96V95H71ZM153 96V95H152ZM188 96V95H187ZM209 96H211V95H209ZM222 96V95H221ZM243 96V95H242ZM1 97V96H0ZM23 97V96H22ZM28 97H30V96H28ZM38 97V96H37ZM42 97V96H41ZM94 97V96H93ZM145 97V96H144ZM143 97V98H144ZM162 97V96H161ZM218 97V96H217ZM257 97V96H256ZM33 98V97H32ZM48 98H49V94H46L45 96H43V99L41 100L42 102H43V104H46L47 106H50L49 108V110H51L52 108H53V102L51 103V102H49L48 101ZM67 98V97H66ZM88 98V97H87ZM87 98H85V99H87ZM140 98V100H141V97H139ZM151 98H153V97H151ZM158 98H160V97H158ZM157 98V99H158ZM176 98V97H175ZM181 98V97H180ZM30 99H31V97H30ZM38 99V98H37ZM51 99V98H50ZM56 99V98H55ZM61 99V98H60ZM72 99V98H71ZM70 99V100H71ZM75 99V98H74ZM77 99V98H76ZM90 99V98H89ZM94 99H98V98H94ZM101 99V98H100ZM99 99V100H100ZM124 99V98H123ZM145 99V98H144ZM148 99H150V98H148ZM147 99V100H148ZM154 99H156V98H154ZM156 99V100H157ZM162 99H164V98H162ZM199 99V98H198ZM201 99V98H200ZM212 99H213V97H212ZM215 99V98H214ZM246 99H247V97H246ZM250 99V98H249ZM249 99H247V100H249ZM253 99V98H252ZM257 99H258V97H257ZM256 99V100H257ZM262 99V98H261ZM3 100V99H2ZM32 100H34V99H32ZM39 100H40V98H39ZM54 100V99H53ZM57 100V99H56ZM67 100H68V98H67ZM88 100V99H87ZM114 100V99H113ZM147 100H143L144 102L145 101H147ZM159 100H161V99H159ZM181 100V99H180ZM180 100H178V101H180ZM204 100H205V98H204ZM231 100V99H230ZM235 100V99H234ZM255 100V99H254ZM27 101V100H26ZM52 101V100H51ZM77 101V100H76ZM79 101H80V99H79ZM83 101V100H82ZM92 101V100H91ZM116 101V100H115ZM151 101H153L152 99L149 101L150 103H151ZM169 101V100H168ZM241 101V100H240ZM32 102V101H31ZM34 102V101H33ZM38 102H40V101H38ZM41 102V103H42ZM63 102V101H62ZM93 102V101H92ZM97 102V101H96ZM113 102V101H112ZM122 102V101H121ZM129 102V101H128ZM163 102V101H162ZM170 102V101H169ZM181 102V101H180ZM202 102V101H201ZM226 102V101H225ZM236 102V101H235ZM242 102V101H241ZM35 103V102H34ZM73 103V102H72ZM91 103V102H90ZM114 103V102H113ZM138 103V102H137ZM146 103V102H145ZM155 102L153 101V104H154ZM183 103V102H182ZM38 104V103H37ZM63 104H65L64 102H63ZM66 104H68V103H66ZM81 104V103H80ZM88 104H89V102H88ZM111 104V103H110ZM118 104H120V103H118ZM136 104V103H135ZM140 104V103H139ZM162 104V103H161ZM227 104V103H226ZM246 104V103H245ZM254 104V103H253ZM262 104H263V101H262ZM70 105V104H69ZM68 105V106H69ZM116 105V104H115ZM125 105V104H124ZM136 105H138V104H136ZM167 105V104H166ZM177 105V104H176ZM185 105V104H184ZM188 105V104H187ZM223 105V104H222ZM225 105V104H224ZM228 105V104H227ZM234 105V104H233ZM241 105V104H240ZM257 105V104H256ZM43 106V105H42ZM41 106V107H42ZM63 106V105H62ZM84 106H86L85 104H84ZM123 106V105H122ZM128 106V105H127ZM126 106V107H127ZM157 106H158V104H157ZM157 106H155V107H157ZM171 106V105H170ZM181 106V105H180ZM206 106H208V104L206 105ZM217 106H218V104H217ZM249 106V105H248ZM7 107V106H6ZM24 107H25V105H24ZM24 107H23V110H25L24 109ZM28 107H30V106H27V109H28ZM78 107V106H77ZM88 108H89V106H87ZM109 107V106H108ZM119 107V106H118ZM159 107H160V105H159ZM158 107V108H159ZM183 107V106H182ZM186 107V106H185ZM198 107V106H197ZM239 107V106H238ZM237 107V108H238ZM244 107V106H243ZM252 107V106H251ZM260 107V106H259ZM262 107V106H261ZM31 108V107H30ZM37 108V107H36ZM58 108V107H57ZM61 108V107H60ZM84 108V107H83ZM114 108H116V109H118L117 107H114ZM120 108H121V105H120ZM125 108V107H124ZM137 108V107H136ZM135 108V109H136ZM173 108V107H172ZM188 108V107H187ZM196 108V107H195ZM206 108V107H205ZM208 108H210V106L208 107ZM211 108H213V107H211ZM26 109V110H27ZM47 109V108H46ZM45 109V110H46ZM75 109H76V107H75ZM112 109V108H111ZM123 109V108H122ZM132 109V108H131ZM131 109H130V111H131ZM140 109V108H139ZM145 109V108H144ZM144 109H142L143 111H144ZM148 109V108H147ZM146 109V110H147ZM155 109V108H154ZM162 109V108H161ZM164 109H165V107H164ZM189 109H190V107H189ZM257 109V108H256ZM22 110V111H23ZM28 110H30L29 112H28ZM27 110V113H29L28 115H27V113H26V111H24L25 112V114L24 115H26L25 117H23V116H21L23 119L22 120H25V121H29V119L31 118V117H33L32 119H30V121H29V125H28V129L30 128L29 126H31L32 127V124L30 125V123H33V121H34V115L32 114L33 113V111H35L34 109H33V111H32V113H31V110L32 109H28ZM79 110V109H78ZM110 110V109H109ZM124 110V109H123ZM123 110H120V112L121 111H123ZM145 110V111H146ZM208 110V109H207ZM210 110V109H209ZM223 110V109H222ZM232 110V109H231ZM242 110V109H241ZM60 111V110H59ZM75 111V110H74ZM81 111V110H80ZM90 111H92V109L90 110ZM136 111V110H135ZM138 111V110H137ZM143 111H141V112H143ZM148 111V110H147ZM156 111H157V109H156ZM165 111V110H164ZM174 111V110H173ZM198 111V110H197ZM215 111V110H214ZM217 111H218V109H217ZM250 111V110H249ZM87 112V111H86ZM114 112V111H113ZM152 112V111H151ZM191 112H192V110H191ZM190 112V113H191ZM205 112V111H204ZM216 112V111H215ZM55 113H56V111H55ZM85 113V112H84ZM94 113V112H93ZM137 113V112H136ZM140 113V112H139ZM138 113V114H139ZM150 113V112H149ZM164 113V112H163ZM177 113V112H176ZM183 113V112H182ZM181 113V114H182ZM194 112H192V114H193ZM220 113H222V112H220ZM229 113H231V112H229ZM264 113V112H263ZM83 114V113H82ZM89 114V113H88ZM109 114V113H108ZM129 114V113H128ZM132 114V113H131ZM141 114H143V113H141ZM151 114V113H150ZM160 114V113H159ZM165 114V113H164ZM168 114V113H167ZM228 114V113H227ZM253 114V113H252ZM262 114V113H261ZM33 115V116H32ZM44 115V114H43ZM49 115V114H48ZM54 115V114H53ZM56 115H57V113H56ZM61 115V114H60ZM84 115V114H83ZM94 115V114H93ZM97 115V114H96ZM112 115V114H111ZM140 115V114H139ZM173 115V114H172ZM172 115H170V116H172ZM178 115V114H177ZM194 115H195V113H194ZM194 115H192L193 117H194ZM199 115V114H198ZM215 115V114H214ZM243 115V114H242ZM251 115V114H250ZM258 115V114H257ZM3 116H5L4 115V108L2 107L1 108V106H0V119H2L3 118ZM50 116V115H49ZM52 116V115H51ZM59 116V115H58ZM84 116H86V115H84ZM90 116H92V115H90ZM128 116V115H127ZM134 116H135V114H134ZM163 116V115H162ZM191 116V117H192ZM203 116V115H202ZM231 116V115H230ZM240 116V115H239ZM65 117V116H64ZM70 117V116H69ZM78 117V116H77ZM89 117V116H88ZM113 117V116H112ZM128 117H130V116H128ZM128 117H127V119H128ZM138 117V116H137ZM160 117V116H159ZM158 117V118H159ZM196 117V116H195ZM245 117V116H244ZM258 117H260V116H258ZM263 117H264V115H263ZM16 118V117H15ZM15 118H14V120H15ZM54 118H56L55 117V115H54ZM59 118V117H58ZM66 118V117H65ZM81 118H82V116H81ZM84 118V117H83ZM82 118V119H83ZM121 118V117H120ZM145 118V117H144ZM150 118V117H149ZM184 118V117H183ZM17 119H18V117H17ZM36 119V118H35ZM38 119V118H37ZM62 119V118H61ZM64 119V118H63ZM81 119V120H82ZM95 119H96V117H95ZM102 119V118H101ZM105 119V118H104ZM116 119H117V117H116ZM126 119V118H125ZM132 119H134V118H131V120ZM138 119V118H137ZM173 119V118H172ZM175 119V118H174ZM202 119V118H201ZM234 119V118H233ZM237 119V118H236ZM241 119V118H240ZM9 120V119H8ZM7 120V121H8ZM22 120H20L19 119V121L21 122ZM33 120V121H32ZM111 120H113V119H111ZM110 120V121H111ZM141 120V119H140ZM143 120H145V119H143ZM150 120V119H149ZM169 120V119H168ZM197 120V119H196ZM203 120V119H202ZM223 120V119H222ZM225 120V119H224ZM263 120V119H262ZM262 120H261V122H262ZM7 121H3L2 122V124H1V126H0V141H1V144H2V142H3V147L5 148V146H6V150H7V152H8V158H7V160L5 161V160H3V162H4V166H1V167H3V168H1L2 170L0 171V264H51V262L53 261L52 260V258L54 257V259L55 258H59V253L57 252V250L59 249V248H57L56 247V245L53 243V239H54V237L55 236H60L61 237V235H62V237H66V236H64V235H69L70 234V230H68L66 227V217H67V214H68V212H67V210H65V209H63V208H61L62 206H59L57 203H55V201L53 202V203H51V201L50 202H48V203H43L41 200H40V198H43L40 194H41V192H40V194H38L39 192H37V193H33V195H32V193H30V196L31 197H29V198H27L26 196H25V194H24V192L22 191V189H20L19 187V189L18 188H16V189H11V185H12V182L15 180L14 179V177L16 176V172L18 171L19 172V170H23V168H26V170H27V172H28V177H26L27 178V182L25 183L26 185L25 186H27L28 188L30 187V189H31V187H33V186H37V187H39V186H42L43 185V187H45L46 186V184L48 185V183H49V179H50V181L52 182V178H50L51 176L49 175V174H51V173H49V172H51L50 170H49V172H48V168H46L47 166H46V164L44 163V164H41V163H43L42 161L41 162H39L41 159H37V157L38 156H36L34 153H32V152H30L29 150H30V148H31V142L29 141V142H23L22 141V139L20 140V139H18L17 138V136H16V133H18V127H14L12 124L10 125L9 123L10 122H7ZM36 121V120H35ZM35 121H34V123H35ZM45 121H46V119H45ZM49 121V120H48ZM59 121V120H58ZM84 121V120H83ZM81 122V123H84V122ZM99 121H101V120H99ZM103 121V120H102ZM127 121V120H126ZM130 121V120H129ZM133 121V120H132ZM160 121H163V120H160ZM170 121V120H169ZM181 121V120H180ZM184 122H185V120H183ZM206 121V120H205ZM231 121V120H230ZM258 121V120H257ZM37 122V121H36ZM41 122V121H40ZM54 122V121H53ZM97 122V121H96ZM108 122V121H107ZM113 122V121H112ZM136 122V121H135ZM135 122H133L132 124H133V126L132 125H130V126H132V127H134V125H136V123ZM157 122V121H156ZM171 122V121H170ZM177 122V121H176ZM183 122V123H184ZM195 122V121H194ZM200 122V121H199ZM209 122H211V121H209ZM233 122V121H232ZM243 122V121H242ZM247 122V121H246ZM260 122V121H259ZM48 123V122H47ZM66 124H67V122H65ZM87 123V122H86ZM86 123H85V125H86ZM89 123V122H88ZM91 123V122H90ZM94 123V122H93ZM92 123V124H93ZM104 123V122H103ZM106 123V122H105ZM135 123V124H134ZM143 123H144V121H143ZM154 123V122H153ZM161 123V122H160ZM172 123V122H171ZM179 123L180 122H178V123H176L174 126H172V127H170L169 129H167V130H165V132H163V131H160V132H163V133H156V134H153L152 136L150 135V138H149V140H148V145H146L145 143V145L146 146H144V148L142 149V151L139 153L138 151H137V153L135 152V153H124L123 151H120V150H117V149H115L116 151V155H115V159H114V167L112 168V170L110 169L109 171L107 170V172L105 173V174H108L107 175V177L109 176V174H110V177L111 178H106V179H109V181L111 180V181H113V178L115 179L119 174H123V172H124V174H130V173H134V171H135V168L137 167V166H141L142 164H140L141 162L143 163V158H146V156L147 157H149L147 154L149 153V151H148V146L150 145V144H154V143H157V141H165V140H172L174 143L173 144H177L178 143V145H179V143L181 142V140L183 139L182 138V136H184L186 133H187V131H188V129L190 128H188V126L184 129V130H181L182 129V127L179 129V127H177V125L178 126H180L179 125ZM188 123V122H187ZM203 123V122H202ZM42 124H43V122H42ZM59 124H60V122H59ZM64 124V123H63ZM74 124V123H73ZM99 124V123H98ZM98 124H96V125H98ZM110 124V123H109ZM116 124V123H115ZM121 124V123H120ZM125 124V123H124ZM138 124V123H137ZM141 124V123H140ZM146 124V123H145ZM152 124V123H151ZM158 124V123H157ZM182 124V123H181ZM200 124V123H199ZM225 124V123H224ZM231 124V123H230ZM236 124V123H235ZM241 124V123H240ZM17 125V124H16ZM26 125V124H25ZM34 125V124H33ZM35 125H37L36 123H35ZM34 125V126H35ZM57 125V124H56ZM68 125V124H67ZM76 125V124H75ZM193 125V124H192ZM202 125V124H201ZM208 125V124H207ZM206 125V126H207ZM211 125H212V123H211ZM220 125H222V124H220ZM260 125H262L261 123H260ZM27 126V125H26ZM33 126V127H34ZM78 126V125H77ZM91 126V124H89V127ZM94 126V125H93ZM130 126H128V127H130ZM138 126H140V125H138ZM137 126V127H138ZM167 126H168V124H167ZM190 126V125H189ZM194 126V125H193ZM203 126V125H202ZM231 126V125H230ZM237 126V125H236ZM246 126V125H245ZM40 127H41V125H40ZM44 127L46 128V126L44 125ZM50 127H51V125H50ZM53 127V126H52ZM56 127V126H55ZM71 127V126H70ZM84 127V126H83ZM82 127V128H83ZM99 127V126H98ZM97 127V128H98ZM163 127V126H162ZM166 127V126H165ZM240 127V126H239ZM263 127V126H262ZM43 128V127H42ZM44 128V129H45ZM96 128V127H95ZM94 128V129H95ZM96 128V129H97ZM102 128H104L105 129V126L104 127H102ZM110 128V127H109ZM113 128V127H112ZM126 128V127H125ZM147 128V127H146ZM178 128V129H177ZM183 128H184V126H183ZM206 128V127H205ZM229 128V127H228ZM234 128V127H233ZM232 128V129H233ZM26 129V128H25ZM40 129V128H39ZM48 129V128H47ZM46 129V130H47ZM59 129V128H58ZM64 129V128H63ZM87 129H89V128H87ZM87 129H85V130H87ZM121 129V128H120ZM127 129H129V128H127ZM152 129H153V127H152ZM209 129V128H208ZM218 129H220V128H218ZM236 129V128H235ZM239 129V128H238ZM258 129V128H257ZM24 130V129H23ZM49 130V129H48ZM51 130V129H50ZM57 130V129H56ZM67 130V129H66ZM124 130V129H123ZM130 130V129H129ZM132 130H133V128H132ZM156 130H158V129H156ZM161 130V129H160ZM190 130V129H189ZM194 130H196V129H194ZM206 130V129H205ZM229 130V129H228ZM259 130H261V128L259 129ZM264 130V129H263ZM20 131V130H19ZM25 131H27V130H25ZM25 131H24V133H25ZM36 131V130H35ZM59 131V130H58ZM64 131V130H63ZM107 131V130H106ZM112 131V130H111ZM138 131H139V129H138ZM154 131V130H153ZM159 131V130H158ZM193 131V130H192ZM216 131V130H215ZM215 131H214V133H215ZM224 131V130H223ZM239 131V130H238ZM28 132V131H27ZM39 132H40V130H39ZM44 132V131H43ZM52 132H53V129H52ZM51 132V133H52ZM67 132L68 133H66L65 134V137L67 138V140H68V138H71V136L73 135V129H72V127H71V129L69 130H67ZM108 132V131H107ZM114 132V131H113ZM133 132V131H132ZM151 132V131H150ZM200 132V131H199ZM206 132H207V130H206ZM218 132V131H217ZM228 132H231V131H228ZM233 132V131H232ZM235 132V131H234ZM257 132V131H256ZM35 133V132H34ZM61 133V132H60ZM64 133V132H63ZM124 133V132H123ZM131 133V132H130ZM190 133V132H189ZM203 133V132H202ZM223 133V132H222ZM261 133V132H260ZM22 134V133H21ZM26 134H28V133H25V135ZM46 134V133H45ZM49 134V133H48ZM58 134V133H57ZM56 134V135H57ZM77 134V133H76ZM79 134V133H78ZM81 134V133H80ZM132 135H133V133H131ZM137 134V133H136ZM152 134V133H151ZM191 134V133H190ZM225 134V133H224ZM263 134V133H262ZM25 135H23L22 134V136H25ZM62 135V134H61ZM98 135V134H97ZM113 135V134H112ZM121 135H122V132H121ZM128 135V134H127ZM149 135V134H148ZM200 135H201V132H200ZM261 135V134H260ZM259 135V136H260ZM27 136V135H26ZM45 136V135H44ZM54 136H55V134H54ZM77 136V135H76ZM80 136V135H79ZM96 136V135H95ZM100 136V135H99ZM99 136H97V137H99ZM114 136V135H113ZM125 136V135H124ZM142 136V135H141ZM140 136V137H141ZM189 136V135H188ZM207 136V135H206ZM211 136V135H210ZM209 136V137H210ZM258 136V137H259ZM34 137V136H33ZM57 137V136H56ZM58 137H60V136H58ZM57 137V138H58ZM65 137H64V139H65ZM104 137V136H103ZM114 137H116V136H114ZM137 137V136H136ZM143 137V136H142ZM146 138L148 137V136H145ZM201 137V136H200ZM203 137H205V136H203ZM233 137V136H232ZM29 138V137H28ZM74 138V137H73ZM86 138V137H85ZM110 138V137H109ZM123 138V137H122ZM122 138H120V139H122ZM146 138H144V139H146ZM182 138V139H181ZM228 138V137H227ZM47 139H48V137H47ZM53 139V138H52ZM51 139V140H52ZM62 139V138H61ZM63 139V140H64ZM78 139V138H77ZM108 139V138H107ZM112 139H113V137H112ZM198 139V138H197ZM257 139V138H256ZM42 140V139H41ZM44 140V139H43ZM50 140V141H51ZM80 140V139H79ZM86 140V139H85ZM88 140V139H87ZM94 140V139H93ZM103 140V139H102ZM131 141H132V139H130ZM139 140V139H138ZM194 140V139H193ZM210 140V139H209ZM213 140V139H212ZM220 140V139H219ZM36 141V140H35ZM74 141V140H73ZM72 141V142H73ZM76 141V140H75ZM90 141H92V140H90ZM97 141V140H96ZM104 141V140H103ZM144 141V140H143ZM186 141V140H185ZM184 141V142H185ZM202 141V140H201ZM255 141V140H254ZM38 142V141H37ZM42 142V141H41ZM43 142H45V140L43 141ZM55 143H56V141H54ZM77 142V141H76ZM236 142H237V140H236ZM250 142V141H249ZM258 142V141H257ZM261 142V141H260ZM51 143V142H50ZM69 143H71V142H69ZM93 143V142H92ZM100 143V142H99ZM103 143H105V142H103ZM121 143V142H120ZM130 143H132L133 144V142H130ZM187 143V142H186ZM208 143V142H207ZM215 143V142H214ZM213 143V144H214ZM225 143V142H224ZM223 143V144H224ZM253 143H255V142H253ZM35 144V143H34ZM41 144V143H40ZM44 144V143H43ZM48 144V146H50L49 145V142L47 143ZM67 144V143H66ZM106 144V143H105ZM124 145H125V143H123ZM136 144V143H135ZM140 145H141V143H139ZM251 144V143H250ZM249 144V145H250ZM53 145H55V144H53ZM52 145V146H53ZM61 145L62 144H60L59 145V143H57L54 147H53V153H52V157H50L51 156V154H50V156H49V158H47V157H45V155L43 156V157H45L46 159H48V160H51L50 158H52V160L54 161V158H55V161H56V159H57V157H58V155H60L59 153H61ZM70 145V144H69ZM74 145V144H73ZM75 145H77V144H75ZM74 145V146H75ZM85 145H87V144H85ZM115 145V144H114ZM118 145V144H117ZM156 145V144H155ZM161 145V144H160ZM164 145V144H163ZM215 145V144H214ZM238 145H239V143H238ZM257 145V144H256ZM263 145V144H262ZM33 146V145H32ZM39 146V145H38ZM68 145H66V147H67ZM73 146V147H74ZM89 146V145H88ZM102 146V145H101ZM110 146V145H109ZM135 146V145H134ZM137 146V145H136ZM142 146V145H141ZM153 146V145H152ZM186 146V145H185ZM34 147V146H33ZM41 147H42V145H41ZM40 147V148H41ZM43 147H45V145L43 146ZM65 147V146H64ZM65 147V148H66ZM70 147V146H69ZM86 147V146H85ZM95 147H97V146H95ZM105 147V146H104ZM103 147V148H104ZM107 147H108V145H107ZM121 147H122V145H121ZM128 147V146H127ZM130 147H131V144H130ZM138 147V146H137ZM136 147V148H137ZM154 147V146H153ZM164 147V146H163ZM173 147V146H172ZM192 147V146H191ZM211 147H212V145H211ZM227 147V146H226ZM242 147V146H241ZM246 146H244V148H245ZM259 147V146H258ZM46 148V147H45ZM49 148V147H48ZM80 148V147H79ZM84 148V147H83ZM99 148V147H98ZM112 148H114V147H112ZM123 148H126V146L125 147H123ZM141 148V147H140ZM183 148V147H182ZM188 148V147H187ZM210 148V147H209ZM240 148V147H239ZM257 148V147H256ZM262 148V147H261ZM35 149V148H34ZM42 149V148H41ZM50 149H52V148H50ZM50 149H45V151L47 150H49L48 151V153L49 152H51L50 151ZM86 149V148H85ZM88 149V148H87ZM90 149V148H89ZM101 149V148H100ZM108 149V148H107ZM109 149H110V147H109ZM130 149V148H129ZM154 149V148H153ZM176 149H178V148H176ZM190 149V148H189ZM208 149V148H207ZM221 149V148H220ZM2 150V149H1ZM32 150V149H31ZM82 150V149H81ZM93 150V149H92ZM96 150V149H95ZM103 150V149H102ZM113 150V149H112ZM154 150H156V149H154ZM174 150V152H175V149H173ZM180 150V149H179ZM178 150V151H179ZM196 150V149H195ZM199 150V149H198ZM203 150H204V148H203ZM248 150H250V149H248ZM40 151V150H39ZM46 151V152H47ZM66 151V150H65ZM86 151V150H85ZM85 151H83V153L85 152ZM107 151V150H106ZM131 151H132V149H131ZM184 151H185V149H184ZM240 151V150H239ZM257 151H258V149H257ZM260 151V150H259ZM3 152V151H2ZM2 152H0V156H2L1 155V153ZM38 152V151H37ZM41 152V151H40ZM98 152V151H97ZM102 152V151H101ZM100 152V153H101ZM152 153L154 152V151H151ZM157 152V151H156ZM155 152V153H156ZM167 152V151H166ZM169 152V151H168ZM193 152V151H192ZM197 152V151H196ZM234 152V151H233ZM242 152V151H241ZM240 152V153H241ZM246 151H244V153H245ZM249 152V151H248ZM4 153V152H3ZM68 153V152H67ZM66 153V154H67ZM73 153V152H72ZM77 153V152H76ZM81 153V152H80ZM86 153V152H85ZM107 153V152H106ZM113 153H114V151H113ZM159 153V152H158ZM170 153V152H169ZM177 153V152H176ZM175 153V154H176ZM180 153V152H179ZM182 153H183V151L181 152V156H183L182 155ZM187 153V152H186ZM190 153V152H189ZM210 153V152H209ZM219 153V152H218ZM40 154V153H39ZM63 154V153H62ZM94 154V153H93ZM157 154V153H156ZM207 154V153H206ZM226 154H227V152H226ZM255 154V153H254ZM258 154V153H257ZM261 154V153H260ZM6 155V156H7ZM74 155V154H73ZM82 155V154H81ZM89 155V154H88ZM91 155V154H90ZM150 155V154H149ZM159 155V154H158ZM164 155H165V153H164ZM167 155H168V153H167ZM174 155V154H173ZM180 155V154H179ZM204 155V154H203ZM221 155V154H220ZM232 155V154H231ZM242 155V154H241ZM244 155V154H243ZM259 155V154H258ZM48 156V155H47ZM64 157H65V155H63ZM72 156V155H71ZM92 156V155H91ZM100 156H101V154H100ZM105 156V155H104ZM107 156V155H106ZM227 156V155H226ZM230 156V155H229ZM54 157V158H53ZM62 157V156H61ZM60 157V158H61ZM67 157V156H66ZM75 157H76V155H75ZM102 157V156H101ZM111 157V156H110ZM153 157V156H152ZM167 157H169V156H167ZM178 157V156H177ZM176 157V158H177ZM197 157V156H196ZM202 157V156H201ZM207 157V156H206ZM210 157V156H209ZM251 157V156H250ZM253 157V156H252ZM263 157V156H262ZM44 158V159H45ZM85 158V157H84ZM142 158V159H141ZM171 158V157H170ZM175 158V159H176ZM184 158V157H183ZM221 158H223V157H221ZM248 158V157H247ZM259 158V157H258ZM261 158V157H260ZM3 158H1L0 160H2ZM70 159V158H69ZM76 159V158H75ZM98 159H99V157H98ZM101 159V158H100ZM102 159H104V158H102ZM110 159V158H109ZM127 159H130V160H132V161H134V164L135 165H137V166H135V168L133 167V165H130V166H132L133 168H134V171H132L131 169H133L132 167H130V168H124V162L125 161H127ZM147 159V158H146ZM153 159V158H152ZM161 159H162V157H161ZM169 159V158H168ZM177 159H179V158H177ZM188 159H190V158H188ZM199 159V158H198ZM206 159V158H205ZM208 159V158H207ZM214 159V158H213ZM231 159V158H230ZM234 159V158H233ZM257 159V158H256ZM255 159V160H256ZM264 159V158H263ZM68 160V159H67ZM137 160H140L139 162L137 161ZM143 160V161H142ZM166 160V159H165ZM184 160V159H183ZM191 160H192V158H191ZM238 160V159H237ZM53 161H52V163H53ZM69 161V160H68ZM81 161V160H80ZM83 161V160H82ZM96 161V160H95ZM153 161V160H152ZM155 161V160H154ZM159 161V160H158ZM167 161V160H166ZM177 161H179V160H177ZM187 161V160H186ZM211 161V160H210ZM214 161V160H213ZM216 161V160H215ZM233 161V160H232ZM254 161V160H253ZM252 161V162H253ZM258 161V160H257ZM256 161V162H257ZM260 161V160H259ZM51 162V161H50ZM59 162V161H58ZM58 162H57V164H58ZM62 162H63V160H62ZM66 162V161H65ZM70 162V161H69ZM74 162V161H73ZM78 162V161H77ZM100 162V161H99ZM103 162V161H102ZM106 162V161H105ZM136 162V163H135ZM138 162V163H137ZM146 162V161H145ZM165 162V161H164ZM189 162V161H188ZM208 162V161H207ZM223 162V161H222ZM251 162V161H250ZM249 162V163H250ZM82 163V162H81ZM80 163V164H81ZM126 163V162H125ZM133 163V162H132ZM157 163V162H156ZM159 163V162H158ZM167 163V162H166ZM191 163V162H190ZM198 163V162H197ZM206 163V162H205ZM211 163V162H210ZM234 163V162H233ZM68 164V163H67ZM71 165H72V163H70ZM79 164V166H81ZM89 164H91V163H89ZM97 164V163H96ZM101 164V163H100ZM104 164V163H103ZM107 164V163H106ZM112 164V163H111ZM129 164V163H128ZM127 164V165H128ZM138 164H140V165H138ZM160 164V163H159ZM187 164V163H186ZM199 164V163H198ZM197 164V165H198ZM202 164V163H201ZM223 164H224V162H223ZM50 165H52L51 163H50ZM50 165H48V166H50ZM63 165H64V163H63ZM83 165V164H82ZM93 165V164H92ZM102 165V164H101ZM126 165V167H128ZM193 165V164H192ZM205 165H207V164H205ZM259 165V164H258ZM53 166V165H52ZM56 166V165H55ZM65 166V165H64ZM104 166V165H103ZM111 166V165H110ZM113 166V165H112ZM152 166V165H151ZM156 166V165H155ZM160 166H161V164H160ZM181 166V165H180ZM184 166V165H183ZM195 166V165H194ZM202 166V165H201ZM208 166V165H207ZM212 166V165H211ZM228 166V165H227ZM74 167V166H73ZM77 167V166H76ZM75 167V168H76ZM92 167V166H91ZM101 167V166H100ZM167 167V166H166ZM170 167V166H169ZM186 167V166H185ZM219 167H221V166H219ZM240 167V166H239ZM258 167V166H257ZM261 167V166H260ZM58 168H59V166H58ZM61 168H62V166H61ZM70 168H71V166H70ZM84 168V167H83ZM95 168H97V167H95ZM140 168V167H139ZM143 168V167H142ZM149 168V167H148ZM156 168V167H155ZM205 168V167H204ZM244 168V167H243ZM63 169V168H62ZM69 169V168H68ZM74 169V168H73ZM94 169V168H93ZM101 169V168H100ZM145 169V168H144ZM150 169V168H149ZM156 169H158V168H156ZM155 169V170H156ZM162 169V168H161ZM164 169V168H163ZM166 169V168H165ZM164 169V170H165ZM171 169V168H170ZM177 169V168H176ZM223 169V168H222ZM221 169V170H222ZM250 169H254V168H250ZM91 170V169H90ZM96 170V169H95ZM102 170V169H101ZM131 171V172H125V171ZM140 170V169H139ZM142 170V169H141ZM151 170H152V168H151ZM154 170V171H155ZM175 170V169H174ZM180 170H182V169H180ZM213 170H215V169H213ZM237 170V169H236ZM241 170V169H240ZM246 170V169H245ZM256 170V169H255ZM263 170V169H262ZM55 171V170H54ZM88 171V170H87ZM104 171V170H103ZM144 171V170H143ZM193 171V170H192ZM195 171V170H194ZM17 172V173H18ZM22 172V171H21ZM26 172V171H25ZM62 172V171H61ZM66 172H68V171H65V174H67ZM78 172V171H77ZM89 172V171H88ZM105 172V171H104ZM141 172V171H140ZM185 172V171H184ZM187 172V171H186ZM196 172H197V170H196ZM195 172V173H196ZM218 172V171H217ZM247 172V171H246ZM255 172V171H254ZM74 173V172H73ZM95 173H96V171H95ZM93 174V172H92V174H93V176H94V180H95V178L97 177V175L96 174H100V173H102L100 170H99V173H98V169H97V173L96 174ZM150 173V172H149ZM161 173V175H160V177L159 176H156V178L158 177V181L160 182V183H162L164 180H161V178H164L165 176H167L166 174H165V176L163 177V175H162V172H160ZM178 173H180V172H178ZM195 173H194V175H195ZM203 173V172H202ZM222 173V172H221ZM225 173V172H224ZM238 173V172H237ZM24 174V173H23ZM23 174H21V175H23ZM58 174V173H57ZM69 174V173H68ZM76 174V173H75ZM152 174V173H151ZM159 174V173H158ZM169 174V173H168ZM176 174V173H175ZM184 174V173H183ZM200 174H201V171H200ZM209 174V173H208ZM220 174V173H219ZM59 175H61V174H59ZM81 175V174H80ZM88 175V174H87ZM143 175V174H142ZM147 175H148V171H147ZM147 175H146V177H147ZM154 175V174H153ZM174 175V174H173ZM218 175V174H217ZM27 176V175H26ZM50 176V177H49ZM70 176V175H69ZM76 176H77V174H76ZM92 176V177H93ZM124 176V175H123ZM132 176H134L133 174H132ZM170 176V175H169ZM196 176V175H195ZM221 176V175H220ZM225 176V175H224ZM18 177V176H17ZM23 177V176H22ZM75 177V176H74ZM78 177V176H77ZM81 177V176H80ZM125 177V176H124ZM126 177H127V175H126ZM131 177V176H130ZM135 177V176H134ZM155 177V176H154ZM173 177V176H172ZM171 177V178H172ZM178 177V176H177ZM182 177V176H181ZM196 177H198V175L196 176ZM201 177V176H200ZM203 177V176H202ZM209 177V176H208ZM229 177V176H228ZM241 177V176H240ZM245 177V176H244ZM252 177V176H251ZM19 178H21L20 176H19ZM56 178H57V176H56ZM71 178V177H70ZM69 178V179H70ZM89 178H90V176H89ZM135 178H137V177H135ZM141 178V177H140ZM148 178V177H147ZM166 178V177H165ZM164 178V179H165ZM168 178V177H167ZM183 178V177H182ZM217 178V177H216ZM247 178H248V176H247ZM246 178V179H247ZM263 178H264V176H263ZM14 179V180H13ZM54 179H55V177H54ZM57 179H59V178H57ZM75 179H77L78 180V178H75ZM83 179V178H82ZM131 179V178H130ZM138 179V178H137ZM136 179V180H137ZM149 179V178H148ZM154 179V178H153ZM185 179V178H184ZM212 179V178H211ZM218 179V178H217ZM242 179V178H241ZM77 180H75V181H77ZM80 178H79V182H80ZM86 180H88L87 178H86ZM103 180V179H102ZM102 180H100V181H102ZM105 180V179H104ZM120 180V179H119ZM127 180V179H126ZM132 180V179H131ZM141 180H142V178H141ZM168 180V179H167ZM175 180H177V179H175ZM186 180V179H185ZM188 180V179H187ZM191 180V179H190ZM198 180V179H197ZM240 180V179H239ZM251 180H253L254 181V179H251ZM17 181V180H16ZM25 181V180H24ZM56 181V180H55ZM62 181V180H61ZM89 181V180H88ZM124 181V180H123ZM162 181V182H161ZM203 181V180H202ZM201 181V182H202ZM204 181H206V180H204ZM208 181V180H207ZM209 181H210V179H209ZM215 181H216V179H215ZM231 181V180H230ZM257 181V180H256ZM261 181V180H260ZM57 182V181H56ZM78 182V183H79ZM86 182V181H85ZM106 182V181H105ZM118 182V181H117ZM141 182V181H140ZM145 182H147V181H145ZM170 182V181H169ZM177 182V181H176ZM185 182V181H184ZM223 182V181H222ZM242 182V181H241ZM244 183L246 182V181H243ZM15 183V182H14ZM17 183H19V182H17ZM23 183V182H22ZM58 183V182H57ZM61 183V182H60ZM63 183V182H62ZM88 183V182H87ZM115 183V182H114ZM121 184H122V182H120ZM125 183V182H124ZM123 183V184H124ZM147 183H149V182H147ZM165 183H166V181H165ZM178 183V182H177ZM180 183V182H179ZM189 183V182H188ZM196 183V182H195ZM218 183H220V182H218ZM240 183V182H239ZM260 183V182H259ZM16 184V183H15ZM24 184V183H23ZM44 184H45V186H44ZM52 184V183H51ZM94 184V183H93ZM96 184V183H95ZM106 184V183H105ZM130 184V183H129ZM173 184V183H172ZM182 184H183V182H182ZM263 184H264V182H263ZM18 185V184H17ZM39 185V186H38ZM53 185V184H52ZM81 185V184H80ZM86 185V184H85ZM84 185V186H85ZM101 185V184H100ZM112 185V184H111ZM135 185H136V182H135ZM135 185H134V187H135ZM143 185V184H142ZM141 185V186H142ZM161 185V184H160ZM236 185H238V184H236ZM247 185V184H246ZM260 185V184H259ZM14 186V185H13ZM57 186V185H56ZM61 186V185H60ZM64 186V185H63ZM90 186V185H89ZM96 186V185H95ZM94 186V187H95ZM144 186H145V184H144ZM149 186V185H148ZM147 186V187H148ZM176 186V185H175ZM199 186H201V185H199ZM203 186V185H202ZM201 186V187H202ZM230 186H231V183H230ZM241 186V185H240ZM249 186H251V185H249ZM248 186V187H249ZM54 187V186H53ZM93 187V188H94ZM108 187V186H107ZM117 187V186H116ZM139 187V186H138ZM160 187V186H159ZM165 187V186H164ZM174 187V186H173ZM197 187V186H196ZM204 187V186H203ZM206 187V186H205ZM221 187V186H220ZM22 188V187H21ZM35 188V187H34ZM60 188V187H59ZM83 188V187H82ZM89 188V187H88ZM87 188V189H88ZM90 188H92V187H90ZM89 188V189H90ZM101 188V187H100ZM100 188H97V189H100ZM103 188V187H102ZM119 188V187H118ZM126 188V187H125ZM149 188V187H148ZM168 188V187H167ZM170 188V187H169ZM168 188V189H169ZM176 188V187H175ZM185 188V187H184ZM214 188V187H213ZM234 188V187H233ZM244 188V187H243ZM253 188V187H252ZM263 188V187H262ZM53 189V188H52ZM106 189V188H105ZM123 189V188H122ZM127 189V188H126ZM129 189V188H128ZM145 189H146V187H145ZM151 189V188H150ZM164 189H166V188H164ZM177 189V188H176ZM175 189V190H176ZM197 189V188H196ZM26 190V189H25ZM24 190V191H25ZM37 190V189H36ZM42 190H44V189H42ZM82 190H84L85 191V188L84 189H82ZM91 190V189H90ZM115 190V189H114ZM119 190V189H118ZM148 190V189H147ZM162 190L163 189H161V192H162ZM172 190V189H171ZM245 190V189H244ZM264 190V189H263ZM262 190V191H263ZM32 191V190H31ZM39 191V190H38ZM74 191V190H73ZM101 191H102V189H101ZM106 191V190H105ZM111 191H113L112 189H111ZM123 191V190H122ZM131 191H132V189H131ZM135 190H133V192H134ZM142 191V190H141ZM149 191V190H148ZM157 191V190H156ZM159 191V190H158ZM168 191V190H167ZM182 191V189L180 190V192ZM230 191V190H229ZM232 191V190H231ZM242 191H243V189H242ZM241 191V192H242ZM250 191V193H251V190H249ZM261 191V190H260ZM259 191V192H260ZM261 191V192H262ZM36 192V191H35ZM47 192H49V191H47ZM51 192V191H50ZM58 192V191H57ZM62 192V191H61ZM70 192V191H69ZM87 192V191H86ZM91 192V191H90ZM104 192V191H103ZM102 192V193H103ZM132 192V194H134ZM161 192H159V194L161 193ZM166 192V191H165ZM178 192V191H177ZM187 192V191H186ZM202 192H204V191H202ZM255 192V191H254ZM258 192V191H257ZM256 192V193H257ZM43 193V192H42ZM82 193V192H81ZM106 193V192H105ZM120 193H123V192H121L120 191ZM119 193V194H120ZM155 193V192H154ZM168 193H171V192H168ZM193 193H195L194 191H193ZM210 193V192H209ZM224 193H226V192H224ZM229 193V192H228ZM45 194V193H44ZM93 194V193H92ZM94 194H96V193H94ZM98 194H101V193H99L98 192ZM114 194V193H113ZM118 194V195H119ZM126 194V193H125ZM128 194V193H127ZM131 194V193H130ZM137 194V193H136ZM149 194V193H148ZM162 194V193H161ZM177 194V193H176ZM187 194H189V193H187ZM186 194V195H187ZM202 194V193H201ZM211 194V193H210ZM235 194H237V192L235 193ZM234 194V195H235ZM245 194V193H244ZM64 195V194H63ZM68 195V194H67ZM97 195V194H96ZM95 195V196H96ZM104 195V194H103ZM105 195H107V194H105ZM111 195V194H110ZM150 195V194H149ZM153 195V194H152ZM166 195H168V194H166ZM174 195V194H173ZM230 195V194H229ZM241 195V194H240ZM243 195V194H242ZM248 195V194H247ZM259 195V194H258ZM260 195H262V194H260ZM264 195V194H263ZM41 196V197H40ZM44 197L46 196V198H47V200L51 197V194H49V193H46L45 195H43ZM57 196V195H56ZM69 196H71V194L69 195ZM76 197H78V198H81V199H79V200H81V201H83V198L84 197H86V196H84L83 198L81 197V195H79V196H77V195H75ZM89 196V195H88ZM95 196H94V200H95ZM121 196H123V195H121ZM131 196V195H130ZM189 196V195H188ZM191 196V195H190ZM189 196V197H190ZM93 197V196H92ZM116 197H117V195H116ZM146 197H148V196H146ZM149 197H151V196H149ZM162 197V196H161ZM163 197H164V194H163ZM162 197V198H163ZM202 197V196H201ZM213 197H216V196H213ZM224 197V196H223ZM257 197V196H256ZM77 198V199H78ZM91 198V197H90ZM97 198V197H96ZM101 198V197H100ZM104 198V197H103ZM110 199H112V196L111 197H109ZM114 198V197H113ZM126 198V197H125ZM141 198V197H140ZM140 198H138V199H140ZM145 198V197H144ZM153 198V197H152ZM151 198V199H152ZM157 198H159V197H157ZM169 198V197H168ZM180 198V197H179ZM194 198V197H193ZM196 198V197H195ZM203 198V197H202ZM219 198V197H218ZM226 198V197H225ZM258 198V197H257ZM57 199V198H56ZM55 199V200H56ZM63 199V198H62ZM86 199V198H85ZM88 199H89V197H88ZM87 199V200H88ZM98 199V198H97ZM108 199V198H107ZM150 199V198H149ZM176 199V198H175ZM200 199V198H199ZM224 199V198H223ZM222 199V200H223ZM226 199H228V198H226ZM246 199V198H245ZM251 199V198H250ZM263 199V198H262ZM75 199H73L72 201H74ZM109 200V199H108ZM132 200V199H131ZM144 200V199H143ZM155 200V199H154ZM153 200V201H154ZM164 200V199H163ZM194 200V199H193ZM201 200V199H200ZM53 201V200H52ZM58 201H59V198H58ZM61 201V200H60ZM68 201V200H67ZM78 201V200H77ZM81 201H79V202H81ZM106 201V200H105ZM110 201V200H109ZM109 201H107V203L109 202ZM116 201V200H115ZM125 201H129V200H125ZM125 201H123L124 203H125ZM158 201V200H157ZM160 201V200H159ZM177 201V200H176ZM190 201V200H189ZM195 201V200H194ZM232 201H234V199L232 200ZM241 201H242V199H241ZM244 201V200H243ZM260 201V200H259ZM258 201V203H260ZM85 202V201H84ZM118 202H120L119 200H118ZM123 202H121V203H123ZM150 202V201H149ZM164 202H166V201H164ZM169 202V201H168ZM181 202V201H180ZM224 202V201H223ZM239 202H240V200H239ZM238 202V203H239ZM246 202V201H245ZM264 202V201H263ZM62 203V202H61ZM90 203V202H89ZM113 203V202H112ZM130 203V202H129ZM142 203V202H141ZM219 203V202H218ZM67 204L69 205L70 203L69 202H67ZM76 204H77V202H76ZM76 204H71L72 206L74 205H76ZM80 204V206L78 205V210L76 211V212H78L79 214L80 213H83L84 211H86V210H84V206H81L82 204H83V202L82 203H79ZM98 204H100L99 202H98ZM135 204H136V202H135ZM138 204H139V202H138ZM164 204V203H163ZM207 204V203H206ZM212 204V203H211ZM220 204V203H219ZM245 204V203H244ZM251 204V203H250ZM254 204V203H253ZM264 204V203H263ZM262 204V205H263ZM70 205V206H71ZM84 205V204H83ZM92 205V204H91ZM96 205V204H95ZM101 205V204H100ZM129 205V204H128ZM133 205V204H132ZM146 205V204H145ZM156 205V204H155ZM213 205V204H212ZM229 205V204H228ZM249 205V204H248ZM255 205V204H254ZM260 205V204H259ZM261 205V206H262ZM97 206V205H96ZM131 206V205H130ZM147 206H148V204H147ZM182 206V205H181ZM188 206V205H187ZM191 206V205H190ZM197 206V205H196ZM221 206V205H220ZM226 206V205H225ZM236 206V205H235ZM238 206V205H237ZM241 206H242V204H241ZM253 206V205H252ZM258 206V205H257ZM65 207V206H64ZM68 207V206H67ZM88 207V206H87ZM99 207V206H98ZM118 207H119V205H118ZM127 206H125V208H126ZM138 207V206H137ZM139 207H140V205H139ZM145 207V206H144ZM153 207V206H152ZM157 207V206H156ZM162 207V206H161ZM186 207V206H185ZM185 207H184V209H185ZM193 207V206H192ZM229 207V206H228ZM256 207V206H255ZM90 208H92L91 206H90ZM122 208V207H121ZM131 208V207H130ZM129 208V209H130ZM136 208V207H135ZM134 207H132V209L134 210L135 209ZM148 208V207H147ZM150 208V207H149ZM154 208V207H153ZM160 208V207H159ZM170 208V207H169ZM173 208V207H172ZM191 208V207H190ZM206 208V207H205ZM212 208H213V206H212ZM211 208V209H212ZM230 208V207H229ZM246 208V207H245ZM244 208V209H245ZM257 208H259V207H257ZM264 208V207H263ZM103 209V208H102ZM127 209V208H126ZM145 209H146V207H145ZM165 209H167V207H165ZM193 209V208H192ZM197 209H198V207H197ZM250 209V208H249ZM251 209H253L252 207H251ZM70 210V209H69ZM73 210V209H72ZM98 210V209H97ZM114 210V209H113ZM132 210V211H133ZM136 210H137V208H136ZM140 210H142V209H140ZM149 210V209H148ZM163 210V209H162ZM178 210V209H177ZM181 210V209H180ZM187 210H189V209H187ZM221 210V209H220ZM234 210V209H233ZM241 210H242V207H241ZM241 210H240V212H241ZM91 211V210H90ZM128 212H129V210H127ZM170 211V210H169ZM172 211H173V209H172ZM171 211V212H172ZM191 212H193L192 210H190ZM250 211V210H249ZM248 211V212H249ZM264 211V210H263ZM73 212V211H72ZM96 212V211H95ZM115 212V211H114ZM148 212V211H147ZM146 212V213H147ZM163 212H164V210H163ZM170 212V213H171ZM184 212V211H183ZM190 212V213H191ZM198 212V211H197ZM200 212H202V211H200ZM227 212V211H226ZM236 212V211H235ZM244 212V211H243ZM247 212V211H246ZM260 212V211H259ZM70 213V212H69ZM75 213V212H74ZM87 213V212H86ZM91 213V212H90ZM113 213V212H112ZM117 213V212H116ZM123 213V212H122ZM134 213V212H133ZM145 213V212H144ZM151 213V212H150ZM172 213H174V212H172ZM189 213V212H188ZM187 213V214H188ZM228 213V212H227ZM227 213H225V214H227ZM78 214V215H79ZM101 214H103V211H102V213ZM115 214V213H114ZM124 214V213H123ZM125 214H127L126 212H125ZM129 214V213H128ZM142 214V213H141ZM180 214H181V212H180ZM199 214V213H198ZM224 214V215H225ZM236 214V213H235ZM241 214V213H240ZM247 215H248V213H246ZM256 214V213H255ZM254 214V215H255ZM262 214H263V212H262ZM86 215V214H85ZM92 215V214H91ZM104 215V214H103ZM116 215V214H115ZM114 215V216H115ZM134 215V214H133ZM143 215V214H142ZM181 215H183V214H181ZM189 215V214H188ZM192 215V214H191ZM234 215V214H233ZM239 215V214H238ZM264 215V214H263ZM112 216V215H111ZM117 216V215H116ZM127 216V215H126ZM130 216H131V211H130ZM140 216V215H139ZM143 216H145V215H143ZM159 216H160V214H159ZM172 216V215H171ZM184 216H185V214H184ZM195 218H198V217H196L195 215H193ZM240 216V215H239ZM8 217H9V219H8ZM88 217V216H87ZM94 217H96V216H94ZM101 217H102V215H101ZM161 217V216H160ZM170 217V216H169ZM179 217V216H178ZM233 217V216H232ZM241 217H242V214H241ZM256 217H257V215H256ZM259 217H261V216H259ZM263 217V219H264V216H262ZM13 218V219H12ZM68 218V217H67ZM74 218V217H73ZM81 218V217H80ZM103 218V217H102ZM109 218V217H108ZM123 218H125V217H123ZM127 218V217H126ZM137 218H138V215H137ZM153 219H154V217H152ZM164 218V217H163ZM162 218V219H163ZM172 218V217H171ZM185 218V217H184ZM188 218V217H187ZM192 218V217H191ZM218 218V217H217ZM244 218V217H243ZM249 218V216H247L246 218H244V221L245 220H247ZM7 219H8V221H7ZM12 219V220H11ZM71 219H72V217H71ZM75 219V218H74ZM79 219V218H78ZM92 219V218H91ZM100 219V218H99ZM113 219V218H112ZM140 219V218H139ZM139 219H138V221H139ZM144 219V218H143ZM176 219V218H175ZM181 219V218H180ZM239 219V218H238ZM9 220H11V221H9ZM88 220V219H87ZM97 220H98V218H97ZM103 220V219H102ZM123 220V219H122ZM134 220V219H133ZM133 220L131 221V222H133ZM148 220V219H147ZM146 220V221H147ZM161 220V219H160ZM164 220V219H163ZM185 220H187V219H185ZM190 220H192V219H190ZM232 219H230V221H231ZM236 220H237V216H236ZM239 220H242V219H239ZM249 221H250V218L248 219ZM258 220H260V219H258ZM101 221V220H100ZM114 221V220H113ZM120 221V220H119ZM126 221V220H125ZM125 221H124V223H125ZM128 221H129V219H128ZM141 221V220H140ZM151 221V220H150ZM167 221V220H166ZM170 221V220H169ZM181 221V220H180ZM229 221V222H230ZM244 221H243V223H244ZM255 221H256V219H255ZM262 221H264V220H262ZM74 222H75V220H74ZM85 222H86V220H85ZM122 222V221H121ZM136 222V221H135ZM149 222V221H148ZM225 222H227V221H225ZM241 223H242V221H240ZM239 222V223H240ZM248 222V221H247ZM246 222V223H247ZM70 223V221H68V223L67 224H69ZM82 223V222H81ZM88 223V222H87ZM92 223V222H91ZM101 223V222H100ZM105 223H107V222H105ZM120 223V222H119ZM153 223V222H152ZM164 223H165V221H164ZM163 223V224H164ZM170 223H172V222H170ZM180 223V222H179ZM185 223V222H184ZM189 223V222H188ZM192 223V222H191ZM249 223H252V221L251 222H248L247 223V225H249ZM258 223H260V222H258ZM71 224H73V223H71ZM76 224V223H75ZM79 224V223H78ZM96 224V223H95ZM102 224V223H101ZM155 224V223H154ZM157 224V223H156ZM177 224V223H176ZM186 224V223H185ZM225 224V223H224ZM228 224V223H227ZM230 224V223H229ZM228 224V225H229ZM264 224V223H263ZM262 224V225H263ZM80 225V224H79ZM83 225V224H82ZM109 225H110V223H109ZM113 225V224H112ZM126 225V224H125ZM125 225H124V227H125ZM148 225V224H147ZM166 225H167V223H166ZM165 225V226H166ZM192 225V224H191ZM234 225V224H233ZM246 225V224H245ZM244 225V226H245ZM251 225H253V224H251ZM260 225V224H259ZM81 226V225H80ZM95 226V225H94ZM101 226V225H100ZM99 226V227H100ZM127 226V225H126ZM137 226V225H136ZM140 226V225H139ZM164 226V227H165ZM176 226V225H175ZM79 227V226H78ZM85 228L87 227V226H84ZM107 227V226H106ZM163 227V228H164ZM184 227H185V225H184ZM189 227V226H188ZM221 227V226H220ZM262 227V226H261ZM89 228V227H88ZM92 228H93V226H92ZM109 228V227H108ZM113 228V227H112ZM116 228H117V226H116ZM120 228V227H119ZM122 228V227H121ZM134 228V227H133ZM139 228V227H138ZM166 228V227H165ZM181 228V227H180ZM230 228V227H229ZM235 228V227H234ZM251 228H254V226L253 227H251ZM255 228H258V227H255ZM264 228V227H263ZM97 230V228H94V230ZM126 229V228H125ZM142 229V228H141ZM159 229V228H158ZM168 229H169V227H168ZM183 229V228H182ZM185 229V228H184ZM228 229V228H227ZM236 229V228H235ZM239 229V228H238ZM242 229H243V227H242ZM246 229V228H245ZM58 230V231H57ZM60 230V231H59ZM73 230V229H72ZM99 230V229H98ZM106 230V229H105ZM143 230V229H142ZM160 230V229H159ZM166 230V229H165ZM226 230V229H225ZM231 230V229H230ZM262 230V229H261ZM56 233H55V232ZM70 231V232H69ZM114 230L112 229V232H113ZM128 231V230H127ZM129 231H132V230H130L129 229ZM137 231V230H136ZM158 231V230H157ZM243 231V230H242ZM80 232V231H79ZM159 232V231H158ZM164 232V231H163ZM245 232V231H244ZM254 232V231H253ZM91 233V232H90ZM105 233V232H104ZM127 233V232H126ZM134 233V232H133ZM132 233V234H133ZM139 233V232H138ZM172 233V232H171ZM231 233H233V231L231 232ZM241 233V232H240ZM250 233V232H249ZM257 233V232H256ZM75 234V233H74ZM80 234V233H79ZM84 234V233H83ZM103 234V233H102ZM111 234V233H110ZM113 234H114V232H113ZM123 234V233H122ZM121 234V235H122ZM129 234V233H128ZM137 234V233H136ZM170 234V233H169ZM235 234V233H234ZM254 234V233H253ZM71 235V234H70ZM94 235V234H93ZM124 235H126V234H123L122 236H124ZM130 235V234H129ZM159 235V234H158ZM167 235H168V233H167ZM184 235V234H183ZM233 235V234H232ZM264 235V234H263ZM23 236V238H21V237ZM72 236V235H71ZM77 236V235H76ZM75 236V237H76ZM79 236V235H78ZM84 236V235H83ZM86 236V235H85ZM92 236V235H91ZM95 236H96V234H95ZM157 236V235H156ZM160 236V235H159ZM174 236H175V234H174ZM236 236V235H235ZM240 236V235H239ZM249 234L247 233V232H245V234L243 233V235H241L240 237H241V240H243V242H244V240H249L250 238H249ZM25 237V238H24ZM72 237H74V236H72ZM88 237V236H87ZM98 237V236H97ZM103 237V236H102ZM151 237H153V234H152V236ZM165 237V236H164ZM163 237V238H164ZM173 237V236H172ZM227 237H229V236H227ZM67 238V237H66ZM80 238V237H79ZM86 238V237H85ZM93 238V237H92ZM105 238V237H104ZM120 238H122V237H120ZM129 238V237H128ZM132 239L131 240H133V238L134 237H131ZM160 238V237H159ZM158 238V239H159ZM162 238V237H161ZM169 238V237H168ZM221 238V237H220ZM236 238V237H235ZM249 238V239H248ZM63 239V238H62ZM69 239V238H68ZM76 240L78 239L77 237L75 238ZM96 239V238H95ZM106 239H107V237H106ZM178 239H180V238H178ZM184 239V238H183ZM214 239H216V238H214ZM217 239H219V238H217ZM264 239V238H263ZM57 240V239H56ZM55 240V241H56ZM108 240H111V238L110 239H108ZM108 240H105L106 242L108 241ZM120 240V239H119ZM125 240H126V238H125ZM151 240V239H150ZM169 240V239H168ZM174 240V239H173ZM210 240V239H209ZM251 240V239H250ZM259 240H261V239H259ZM54 241V242H55ZM62 241V240H61ZM79 241V240H78ZM85 241V240H84ZM89 241L90 240H88L87 242L89 243ZM104 241V242H105ZM153 241V240H152ZM156 241V240H155ZM166 241V240H165ZM235 241H237V240H235ZM86 242V243H87ZM97 242H99V241H97ZM101 242V241H100ZM111 242V241H110ZM120 242V241H119ZM124 242V241H123ZM122 242V243H123ZM128 242V241H127ZM132 242V241H131ZM158 242V241H157ZM161 242H162V240H161ZM238 242H241V241H239L238 240ZM242 242V243H243ZM259 242V241H258ZM63 243V242H62ZM71 243V242H70ZM73 243V242H72ZM78 243V242H77ZM91 243V242H90ZM94 243V242H93ZM107 243H109V242H107ZM125 243V242H124ZM177 243V242H176ZM218 243H219V241H218ZM224 243V242H223ZM235 243V242H234ZM58 244V243H57ZM66 244V243H65ZM85 244V243H84ZM92 244V243H91ZM127 244V243H126ZM136 244V243H135ZM161 244V243H160ZM159 244V245H160ZM167 244V243H166ZM215 244H217V243H215ZM227 244V243H226ZM231 244V243H230ZM237 244V243H236ZM259 244V243H258ZM96 245V244H95ZM114 245H115V243H114ZM120 244L118 243V245L117 246H119ZM121 245H123V244H121ZM141 245H143V244H141ZM220 245V244H219ZM228 245V244H227ZM227 245L226 246H224V247H227ZM241 245V244H240ZM85 246V245H84ZM112 247H113V245H111ZM132 246H134V243H133V245ZM136 246H137V244H136ZM153 246V245H152ZM229 246V245H228ZM242 246V245H241ZM241 246H237L238 247V249L235 251V250H233V253L231 252V250L229 251L228 249H229V247H228V249H227V251H229L227 254V256H228V262H230V260H239V258H244V255H246V254H244L243 253V248L241 249ZM245 246H247V245H245ZM257 246V245H256ZM258 246H260V245H258ZM264 246V245H263ZM59 247V246H58ZM88 247V246H87ZM108 247V246H107ZM120 247V246H119ZM118 247V248H119ZM126 247H128V246H126ZM126 247L124 248V249H126ZM129 247H131V243H130V246ZM153 247H155V246H153ZM232 247H233V245H232ZM236 247V246H235ZM236 247V248H237ZM75 248V247H74ZM106 248V247H105ZM104 247H103V249L104 250H106ZM114 248H115V246H114ZM132 248H134V247H132ZM139 248V247H138ZM222 248V247H221ZM234 248V247H233ZM257 248V247H256ZM262 248V247H261ZM264 248V247H263ZM80 249V248H79ZM83 249H84V247H83ZM89 249V248H88ZM98 249H99V247H98ZM109 249H111V248H109ZM108 249V250H109ZM122 249V248H121ZM135 249V248H134ZM140 249H141V247H140ZM145 249V248H144ZM167 249V248H166ZM226 249V248H225ZM224 249V250H225ZM69 250H70V248H69ZM87 250V249H86ZM107 250V251H108ZM130 250H133V249H130ZM137 250V249H136ZM156 250V249H155ZM213 250V249H212ZM252 250V249H251ZM257 250H259V247H258V249ZM60 251V250H59ZM62 251V250H61ZM72 251V250H71ZM114 251V250H113ZM116 251H118V250H116ZM139 251H141V250H139ZM164 251V250H163ZM170 251V250H169ZM174 251V250H173ZM68 252V251H67ZM74 252V251H73ZM78 252V251H77ZM80 252V251H79ZM78 252V253H79ZM83 252V251H82ZM92 252V251H91ZM98 252V251H97ZM100 252V251H99ZM111 252V251H110ZM119 252V251H118ZM117 252V253H118ZM131 252V251H130ZM171 252V251H170ZM169 252V253H170ZM176 252V251H175ZM216 252V251H215ZM246 252H247V250H246ZM245 252V253H246ZM249 252V251H248ZM247 252V253H248ZM259 252V251H258ZM69 253V252H68ZM72 253V252H71ZM88 253V252H87ZM90 253V252H89ZM94 253H96V252H94ZM102 253V252H101ZM126 253H128V252H126ZM162 253H164V252H161V254ZM253 253V252H252ZM256 253V252H255ZM254 253V254H255ZM61 254H62V252H61ZM70 254V253H69ZM83 254H84V252H83ZM91 254V253H90ZM113 254H116V252L115 253H113ZM123 254V253H122ZM133 254V253H132ZM135 254V253H134ZM140 254V253H139ZM138 254V255H139ZM166 254V253H165ZM172 254V253H171ZM216 254V253H215ZM219 254H220V252H219ZM257 254H259V253H257ZM75 255H76V253H75ZM74 255V256H75ZM81 255V254H80ZM92 255L94 256V254L92 253ZM96 255V254H95ZM112 255V254H111ZM111 255H110V258H112L111 257ZM117 255V254H116ZM116 255H114V256H116ZM125 255V254H124ZM127 255V254H126ZM136 255V254H135ZM143 255V254H142ZM169 256H170V254H168ZM188 255V254H187ZM218 255V254H217ZM216 255V256H217ZM225 255V254H224ZM249 255V254H248ZM68 256V255H67ZM70 256V255H69ZM77 256V255H76ZM114 256H113V258H114ZM119 256V255H118ZM117 256V257H118ZM121 256V255H120ZM120 256H119V258H120ZM133 256V255H132ZM140 256V255H139ZM166 256V255H165ZM195 256V255H194ZM252 256V255H251ZM261 256V255H260ZM98 257V256H97ZM101 257V256H100ZM106 257H107V255H106ZM116 257V258H117ZM128 257V256H127ZM137 257V256H136ZM151 257V256H150ZM162 257V256H161ZM168 257V256H167ZM172 257V256H171ZM246 257V256H245ZM253 257V256H252ZM251 257V258H252ZM257 257V256H256ZM264 257V256H263ZM86 258V257H85ZM90 258V257H89ZM92 258V257H91ZM103 258V257H102ZM107 258H109V255H108V257ZM109 258V259H110ZM121 258H123V257H121ZM133 258V257H132ZM139 258V257H138ZM159 258V257H158ZM157 258V259H158ZM170 258V257H169ZM198 258V257H197ZM199 258H200V256H199ZM211 258V257H210ZM215 258V257H214ZM218 258V257H217ZM247 258V257H246ZM251 258H249L248 257V259H251ZM260 258V257H259ZM52 261H51V260ZM73 259V258H72ZM95 259V258H94ZM108 259V260H109ZM129 259V258H128ZM165 259V258H164ZM223 259V258H222ZM226 259V258H225ZM240 259V260H241ZM51 262H50V261ZM58 260V259H57ZM60 261H58L59 263L58 264H60V262H64L65 260H63V258L61 259H59ZM74 260V259H73ZM81 260V259H80ZM105 260V259H104ZM119 260V259H118ZM123 260V259H122ZM127 260V259H126ZM143 260H145V259H143ZM172 260V259H171ZM196 260V259H195ZM218 260V259H217ZM219 260H221V259H219ZM243 260V259H242ZM241 260V261H242ZM255 260H257V259H255L254 258V260H243V261H247L248 262V264H257V262L259 261V264H260V260H258L257 262L255 261ZM56 261V260H55ZM55 261L53 262L54 264H55ZM75 261V260H74ZM83 261V260H82ZM98 260H96V262H97ZM100 261V260H99ZM99 261L97 262V263H99ZM111 261V260H110ZM115 261V260H114ZM125 261V260H124ZM50 262V263H49ZM65 262H67V261H65ZM64 262V264H66ZM77 262V261H76ZM84 262V261H83ZM116 262V261H115ZM143 262V261H142ZM141 262V263H142ZM146 262V261H145ZM149 262V261H148ZM159 262V261H158ZM172 262V261H171ZM193 262H194V259H193ZM192 262V263H193ZM210 262V261H209ZM211 262H212V260H211ZM235 262V261H234ZM238 262V261H237ZM56 263H57V261H56ZM70 263V262H69ZM102 263V262H101ZM118 263V262H117ZM144 263V262H143ZM152 263V262H151ZM154 263V262H153ZM169 263H170V261H169ZM199 263H200V261H199ZM213 263V262H212ZM264 263V261H262V264ZM62 264V263H61ZM81 264V263H80ZM90 264V263H89ZM91 264H93L92 263V261H91ZM103 264V263H102ZM107 264V263H106ZM111 264V263H110ZM126 264V263H125ZM209 264V263H208ZM221 264V263H220ZM223 264V263H222Z\"/></svg>",
	"mask_w": 264,
	"mask_h": 264
}]
</instances>
